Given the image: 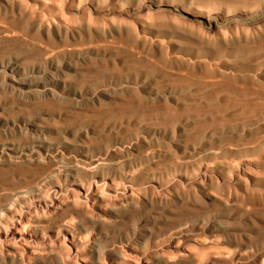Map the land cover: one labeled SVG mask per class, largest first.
Segmentation results:
<instances>
[{"label": "rangeland", "instance_id": "obj_1", "mask_svg": "<svg viewBox=\"0 0 264 264\" xmlns=\"http://www.w3.org/2000/svg\"><path fill=\"white\" fill-rule=\"evenodd\" d=\"M22 1H24V0H22ZM26 1L23 3H26L25 5L29 4V6H27L28 8L31 7L33 9V7H35L34 9L36 11L41 12V14H44L45 17H50V16H47L48 15L47 10H48V8H50L49 4L52 3L51 0H48V3H49V1L51 2L49 4L46 2V0H45V2L43 1V4H42L41 0H31V2H30V0H26ZM206 1L205 0H199V2H198V0H117V1L115 0V3H114V0H99L97 3H94V1L86 0L84 4L78 6L76 4V2L72 3V2H67V1L64 2V0H60V2L58 1V3H54V4L52 3L51 4V5H54L55 9H57V8L59 9V10H56L57 14L59 13L60 16L62 15L64 21L69 19L73 15L71 13H74L75 14L74 16L78 15L77 16V19L79 18L78 20H81V17L84 20H86V18H87V20L91 21V23H92V20L96 18L98 20L99 28L108 29V28H110L111 25H117L120 27L124 26V27H128L131 31H133L132 32L133 35L139 41L146 40L148 43L150 42V44H156L158 42L161 43L162 45L165 44L164 47L166 46L165 48H167V49L166 50L164 49V54H163L164 59L161 58L156 52H153V54H152V53H149L145 50H142L140 47H137V48L130 47L116 33L112 34V36H110V37L109 36L103 37L102 35L99 34V40L94 43L96 49L93 48L94 45H91V47L88 48L89 53H93L91 55L89 54V57H91V59L85 58V60H83V61H81V60L79 61V58H82L83 56L79 55L80 57H77V54H75L76 52L73 51L70 46H69L70 47L69 48L68 46H65V44L60 42L59 40H56V42L52 46L53 47L58 46V49L63 48L64 49L63 51H65L66 54H64V55L58 54V56H59L57 58L58 60L56 59L54 65L51 67L45 65L41 59H37L36 56L32 55V48L33 49H35V48L40 49V47L45 46V43L39 44L40 42L39 43L37 42L36 44H33L34 47H32L30 49L29 43H31V41H30V39L25 38V43L27 44L25 47L24 46H16V47H12L11 49L10 48L9 49H3V48L1 49V47H0V49H1L0 51L2 52V53L0 52V60L1 61L5 60V61H3V64H2L4 69H5L3 73H4L5 77H7V78H5V81H3V83L0 82V105L2 106V107L0 106V141H1L0 147L4 148L5 151H8V152L10 151L13 154L15 153L16 157L18 156V154H20L22 152L30 151V150H33V151L36 150L39 152L42 151L40 153L43 155V158L46 157L44 160H47V161H44L45 163L41 162L38 165V167H41L43 169L44 168L47 169V172L45 171V174L43 175V177L45 176L44 177V187H45L44 189L46 191L44 192L45 198L43 200L39 201V203H38V204H40L38 207V210L42 211V209H43L44 211H42V212L46 213V208L44 206H42L44 203L47 205L50 204V201L55 199L56 195H58L59 193H60L59 196L61 194H63L65 196L64 189L65 190L70 189V188L74 189V192L77 195L76 196L75 193H73L74 199L76 198L75 199L76 203L79 200H80L79 202L81 203V204L80 203H77V204L83 205V203L84 204L86 203L85 200H87V205L85 204V206H89L88 208L91 210L95 209L93 211L94 212L96 211V213L99 214L100 217L102 216L101 217L102 219L109 221V224H107V225L104 224L101 227L102 230L100 228L96 229V230L99 229L98 230L99 232L96 230H89V232L87 234L83 235V241L85 240L84 242L88 243L91 241V239L92 240L95 239L98 241L100 239L104 245V247H101L102 249L99 250V253L101 254V256L106 255L107 251L110 249L112 244L120 247L121 249H123V251H125V254H126L125 260H116V262H119L121 264H130V261L132 264H136V263L137 264H144V263L145 264H158L159 262H160L159 264H169L171 260H173L177 257V255L182 256L184 258L191 257L192 261L190 264H200L201 262H202L201 264H220V262H221V264H223V263L224 264H237V263L238 264H264V206H262V205H264V158H263V156H264V111L261 110L262 108L264 109V106H263V104H264V94H263L264 88H261V90H260V86L264 87V77H263L264 76V45H263L264 44V39H263L264 38L263 37L264 36V0H250V1L249 0H232V3H230L231 0L229 2H227L225 0H220V1L219 0H206ZM237 1L242 2L241 3L242 5L240 4L241 5L240 6L239 4H237ZM246 1H248V4ZM217 2H218V4H217ZM250 2H251V4H250ZM245 3H246V5H245ZM66 4H67V7L65 8L64 5L66 6ZM206 4H207V6H205ZM230 4H232V5H230ZM209 5L212 7H210ZM67 8H68V10H67ZM99 8H100V10H99ZM40 9H41V11H40ZM44 9H45V11H44ZM87 9H88V11H87ZM64 10H66L67 12ZM84 10H85V12H84ZM95 10H96V12H95ZM58 11H60V12H58ZM89 11H92V12L89 14L88 13ZM123 11H124V14H123ZM63 12H66V13H63ZM81 12L84 14H82ZM135 13H136V15H135ZM59 14H58V16H59ZM65 14H68V15H65ZM120 14L121 15L123 14L122 18H121ZM100 15H101V17H100ZM104 15H106V16L104 17ZM110 15H111V17H110ZM64 16H65V19H64ZM112 17H113V19H112ZM115 17H117L118 19ZM99 18H101L102 21H99ZM6 19H8V20H6ZM114 19H115V21H114ZM116 19L117 20L120 19V21H117ZM10 20H11L10 17L7 16V17H5V19H3V18L0 19V23L3 22L1 24L6 25L10 22ZM108 21H110V22H108ZM121 21H124L125 24H123V22H121ZM149 21H151V23L154 25L150 24ZM65 22H68V24L70 23L68 20ZM116 22H118V23H116ZM110 23H112V24H110ZM160 23H162V24H160ZM163 24H165V26ZM131 26L133 29L131 28ZM166 26L169 29L166 28ZM178 27H179V30L176 29ZM152 29H155V30L152 31ZM161 29H162V31H161ZM163 29L164 30L166 29V30L164 31ZM171 29L173 31H171ZM216 31H218V33H216ZM188 32H190V33H188ZM191 33L194 34V36L197 34L198 36H201L202 39L207 38L209 40H206V39L203 40L205 43L199 42L198 40H196L195 37H192ZM221 33L223 36L221 35ZM177 34L179 36H176ZM203 34L204 35L206 34L205 35L206 37ZM183 35L185 37L184 40L181 39V38H184ZM244 36H245V38H244ZM236 37H237V39H236ZM242 37L246 40V42H244L245 40ZM186 38H188V40ZM234 38H235V40H234ZM152 39H153V42H152ZM254 39L255 40L258 39L259 41L258 40L255 41ZM229 40H231V42H229ZM248 40H250V41H248ZM220 41L221 42L225 41V43L223 42L224 44L223 43L221 44ZM175 42H178V43H175ZM180 42H182V43H180ZM183 42L184 43L186 42L187 44H184ZM190 42H193V43H190ZM206 42L209 43L210 46L208 44H206ZM234 42H236V43H234ZM237 42H240L241 45ZM255 42H256V44H255ZM110 43H112V44L110 45ZM189 43L193 44V46L191 45L192 46L191 47L190 45H188ZM219 43L224 46L223 49H222L221 45L219 46ZM99 44H100V46H99ZM181 44H184V45L182 46ZM174 45H177V46H174ZM216 45H218V46H216ZM226 45H228V46L230 45V46L226 47ZM243 45L244 46L247 45V46L242 47ZM111 46H113V47L115 46V47L111 48ZM187 46H190V48ZM198 46L201 48H199ZM249 46L252 48H250ZM254 46H256V47L254 48ZM99 47H100V49H99ZM193 47H195V48H193ZM259 47H260V49H259ZM108 48L111 49L110 51H113V52L116 50L115 51L116 53L112 54V52H109ZM202 48H204V49H202ZM215 48H218V49L215 50ZM208 49H209V52H208ZM71 51H73L74 54ZM94 51H97V53ZM211 51L212 52L214 51V53H212ZM216 51H219L220 53L216 52ZM107 52H109V53H107ZM117 52L119 53L120 56L118 55ZM99 53H100V56L98 55ZM16 54L18 55V57ZM25 54H26V56H25ZM81 54H83V53H81ZM104 54H106V56ZM142 54H143V56H142ZM109 55H111V56H109ZM113 55L115 58L117 57L118 59L113 58ZM137 55H138V57H137ZM92 56H94L93 59H92ZM124 56H126V57H124ZM96 57H97V59H96ZM98 57H100L101 60ZM109 57L112 59H110ZM121 57H123V58H121ZM217 57H219V58H217ZM69 58H71V59L69 60ZM105 58H107V59H105ZM136 58L139 62L136 60ZM176 58H178V59L181 58V59L178 60ZM191 58L192 59L194 58V59L192 60ZM259 58L261 60H258ZM15 59H16V62H15ZM255 59H256V61H255ZM71 60H73L74 62ZM104 60H107V62ZM114 60L117 61V63ZM257 60L259 62L260 61L261 62L259 63ZM19 61L21 63H18ZM84 61H86V62H84ZM134 61H136V62H134ZM173 61L174 62L176 61V62L174 63ZM185 61H187V62L189 61V63H187ZM28 62H30L29 63L30 66H28V64H27ZM56 62L59 64H56ZM75 62H78V65H77V63H76V65H73ZM131 62L132 63L134 62V63L131 64ZM148 62H150V65ZM152 62H154V63H152ZM246 62L247 63L249 62V64H245ZM61 63H63V64H61ZM65 63L67 64V67H66ZM71 63H73V64L71 65ZM146 63H148V64H146ZM160 63H161V67L163 68V71L165 70L164 68H166V71L168 70L169 74L166 71H164V72L161 71V67L159 68ZM170 63H172V64H170ZM186 63L189 64V66L191 65L190 68H189V66L186 65ZM192 63L193 64L195 63V64L193 65ZM235 63H237V65ZM14 64H15V66H14ZM20 64H21V66H20ZM238 64H239V66H238ZM9 65H10V67H8ZM32 65L33 66L35 65L34 66L35 72H34V67ZM56 65H58V66H56ZM60 65L63 66L64 68L61 67ZM121 65L122 66L124 65V66L122 67ZM125 65L127 67H125ZM147 65H149V66H147ZM169 65H171V66H169ZM178 65H179V67H178ZM206 65H208V66H206ZM217 65H219V66H217ZM221 65H222V68H220ZM119 66H121V67L119 68ZM45 67H48V68H45ZM133 67H135L134 71H133V69H134ZM196 67H197L198 73H197ZM211 67H213V68H211ZM25 68H26V70H25ZM177 68H179V69H177ZM23 69H24V71H26V73L23 71ZM30 69H31V71H30ZM45 69H47V70H45ZM170 69H172L171 72H170ZM43 70H44V72H43ZM78 70H80V71L78 72ZM83 70H84V72H83ZM206 70L207 71L209 70L211 73L208 71L209 74H207ZM52 71L54 73H52ZM55 71H57L58 74H57V72L55 73ZM216 71H217V74H216ZM22 72H24V74L26 76L24 74H22ZM69 72H71V73H69ZM93 72H94V74H93ZM221 72L223 73V75L221 74ZM165 73H167V74H165ZM64 74H66L67 76ZM170 74L173 76H171ZM181 74H182V78H183L184 74H186L188 78L182 79L180 76ZM213 74L217 78H215ZM220 74L222 76H224V78L222 76H220ZM224 74L227 75L226 79H225ZM33 75H34V77H33ZM68 75H69V77H68ZM115 75H116V78L113 77ZM178 75H179V78H177ZM186 75H184V77H186ZM24 76H25V79H24ZM28 76H30L31 78ZM74 76H75V78H74ZM100 76H102V77H100ZM105 76H106V78H105ZM118 76L122 77V78H119ZM191 76L194 78H192ZM228 76H229L228 80L230 81V83L227 80ZM45 77H47V78H45ZM15 78H17L18 80L20 79L21 81L20 80L18 81ZM209 78H211V79H209ZM221 78H223L225 80V81L223 80V82H225V83H223L221 81L222 80ZM239 79H240V81H239ZM242 79H243V81H242ZM246 79H248L249 81H247ZM106 80H107V82H106ZM85 81H86V84H84ZM92 81L94 82L93 84H91ZM217 81L220 83L218 84ZM87 82H88V84H90L92 86V88L94 90L90 87V85L87 84ZM114 82H117V84ZM128 82L129 83L131 82V84H129ZM134 82H135V84H133ZM182 83H184V85H187V86H184ZM208 83H209V85H208ZM212 83H215V84L212 85ZM227 83H228V85L225 87L226 89L223 90L224 85H226ZM68 84H70V85H68ZM78 84H79V87L77 86ZM241 84L244 86H242ZM63 85L65 88L63 87ZM83 85L84 86L86 85V86L84 87ZM148 85H149V87H148ZM180 85H182L183 87ZM218 85H220V86H218ZM231 85H233V87ZM234 85H236V86H234ZM13 86L15 87V89ZM72 86L77 87V90L75 87H72ZM95 86H97V87L94 88ZM115 86L117 87V89L115 88ZM177 86L181 89H178ZM204 86L205 87L208 86V87L204 88ZM245 86L247 87V89L241 88V87H245ZM45 87H46V89H45ZM48 87L50 90H52V91L54 90V92L56 93L55 96H53V98H52V96H50V97L47 96L48 98L45 97V99H44V97L32 98L31 95L29 94L33 88H34L33 90L38 88L37 90L42 91V90H48ZM218 87H221V88H218ZM231 87H232V89H228ZM238 87L240 88V90ZM256 87H258L259 89ZM140 88H141V91L139 90ZM217 88L219 90H216ZM253 88H254V90H253ZM97 89H99V91ZM113 89H114V91H113ZM121 89L123 91V94H126L127 96L126 95H123L124 97L122 96ZM127 89H129L130 92H129V90L127 91ZM201 89L203 91H200ZM214 89H215V92L216 91L218 92L221 90L222 91L216 93V94H218V95H216L215 93L212 92V91H214ZM131 90H133L134 92H132ZM97 91H98V93H97ZM111 91L116 93V94L113 93V95H112ZM137 91H138V93H137ZM239 91H241V92H239ZM254 91H256V92H254ZM260 91H262L263 93L261 92L262 93L261 94ZM65 92H66V95H65ZM135 93H137V94H135ZM179 93H181V94H179ZM188 93L192 94V96L189 95ZM206 93L208 94V96L210 94H213V96L216 95L215 99L212 95H210L212 97H210V96L208 97ZM219 93H221V94L219 95ZM194 94L198 95L197 96L198 98ZM205 94H206V96H205ZM56 95H57V97H56ZM138 95H139V98L142 97L140 99L143 101H141V100L138 101V99H137ZM170 95L173 97L178 96V99L177 98L172 99ZM179 95H181V96L183 95V96L181 97ZM203 95H204V97H203ZM223 95H224V97L225 96L228 97L229 102H228V100H226L227 97L224 98ZM89 96L91 98H89ZM125 96H126V98H125ZM84 97H87V98H84ZM148 98H150V99H148ZM162 98H164V99H162ZM229 98H231V99H229ZM234 98H235V100H234ZM253 98H255L254 100L256 102L253 100ZM256 98L258 101H261V102H258L256 100ZM66 99H69V100L64 101ZM77 99H79V100H77ZM81 99L82 100L84 99V100L82 101ZM192 99H194V100L192 101ZM259 99H262V100H259ZM94 100H96V101H94ZM113 100H115L116 104L113 102ZM127 100H128V103H129V101L132 103V104L130 103L131 104L130 108H129V106H127L128 105V103H126ZM230 100H231V102L232 101L233 102L231 103ZM238 100H240L242 102H240ZM243 100L245 102H248V103H246L247 106L245 105V102ZM252 100L254 101V104L257 103L258 106H255L257 104H255L254 106H253V104L251 105V102H253ZM81 101L83 104L80 103ZM225 101H227V102H225ZM234 101H235V103H234ZM103 102L107 103V104L105 105ZM141 102L143 104L145 103L144 104L145 106ZM180 102L182 104L183 103H185V104L182 105ZM202 102H203V104H202ZM208 102H211L210 103L211 105ZM237 102H239L241 105ZM94 103H95V105H93ZM122 103L123 104L126 103L127 105H125V104L123 105ZM160 103H162V104H160ZM175 103H176V105H175ZM215 103L216 104L219 103V104L215 105ZM243 103L245 106H243ZM101 104H103V105H101ZM119 104H120V106L121 105H123V106L120 107ZM133 104H135V105H133ZM191 104L193 106H191ZM197 104H199L201 106H199ZM226 104H227V106H226ZM78 105H79V107H78ZM168 105H170L171 107H169ZM172 105H174V106H172ZM181 105H182L183 109H182ZM177 106H178V108H177ZM215 106H217L218 109H217V107L214 108ZM141 107L144 108V110ZM207 107H209V109ZM212 107L215 110L216 109L217 110L215 111ZM176 108L179 111L182 110L181 112H183V113H185L187 111L185 113L186 115L181 113V112H178V110ZM179 108H181V110ZM220 108H221V110H219ZM129 109H131V110H129ZM133 109H134V111H133ZM158 109L160 110V112H158ZM252 109H255L256 112ZM122 110H123V113H122ZM222 110H223V113H222ZM240 110H242V111H240ZM135 111H136V113H135ZM164 111L165 112L168 111L167 112L168 114L165 113ZM246 111L248 112V114L245 113ZM94 112H96V113H94ZM145 112H147V115H145ZM150 112L154 115L151 116L152 114ZM189 112H192V113H189ZM198 112H200V114H198ZM242 112H244L245 115H243ZM92 113H94V115H96V116H93ZM142 113L147 118L145 116H143ZM240 113H241V115H239ZM163 114H164V117H162ZM172 114L174 117H176V116L177 117L181 116V117H179V119L177 117L174 118L172 116ZM189 114H191V115H189ZM192 114L193 115L196 114V117L193 116ZM231 114H233V115H231ZM251 114H252V116H251ZM139 115H140V117H139ZM253 115L255 116V118L253 117ZM141 116L143 119L141 118ZM187 116H188V119H187ZM235 116H237L236 120L237 119L241 120L242 117L245 118V120L242 118L243 120H241V122H240L241 125H240V123H238L239 122L238 120L235 121V119H234ZM151 117L153 119H151ZM210 117H211V120H210ZM218 117H221V118L223 117L224 119L220 118L221 119V121H220V119ZM251 117L254 120L251 119ZM164 118H168V119H165V121H163ZM213 118L214 119L216 118L215 120H218V119L219 120L215 122V120ZM255 119H256V121H255ZM88 120H89V123H88ZM93 120H94V122L96 120L95 125L90 123L91 121L93 122ZM143 120H144V122H143ZM202 120H204V122ZM225 120H227V121H225ZM83 121H84V123H83ZM133 121L135 123H133ZM139 121H140V123H139ZM150 121H152V122H150ZM160 121H162V123H164V122L165 123L162 125V123ZM191 121H193L195 123L191 124L192 126L191 125L189 126L188 123H190ZM199 121H200V123H199ZM205 121H207V122H205ZM131 122L133 123L134 127L132 126ZM223 122H225V123H223ZM226 122L227 123L229 122L228 123L229 126L226 125L227 124ZM231 122H234V124ZM236 122H237V124H236ZM79 123L80 124L82 123V124L79 125ZM183 123H184V125H183ZM213 123H214V126H213ZM23 124H24V126H23ZM74 124H75V126H74ZM83 124H84V126H83ZM143 124H146V125H143ZM173 124H175V125H173ZM231 124H233V125H231ZM98 125H99V128L101 129V131H100V129H97ZM124 125H125V127H124ZM138 125H140V126H138ZM7 126L9 128H7ZM79 126H81V127H79ZM103 126H104V128H103ZM184 126H186V127H184ZM48 127L50 128V131H49ZM58 127H60V128H58ZM126 127L130 131H128L126 129ZM138 127H140V129ZM157 127H158V129H157ZM163 127H164V129H163ZM172 127H173V129H172ZM214 127H216V128L214 129ZM220 127H222V128H220ZM225 127H227V128L225 129ZM135 128L136 129L138 128V129L136 130ZM55 129L56 130L58 129V131H56ZM70 129H72V131H70ZM134 129H135V131H133ZM65 130H66V132H65ZM80 130L82 131V133ZM89 130H91L92 133H90ZM92 130H94L95 132ZM107 130H110V132ZM167 130L169 131V133ZM205 130H206V132H205ZM26 131H28V132H26ZM83 131L84 132L87 131V135L84 134ZM132 131H133V133H132ZM152 131L154 133L150 134ZM62 132L64 133V135ZM79 132L81 133V135ZM114 132H116V133L113 134ZM160 132H162L163 134ZM201 132L203 134H201ZM25 133H27V134H25ZM75 133H77V134H75ZM171 133L172 134L174 133L173 134L174 138L172 137L173 135H171ZM191 133H193V134H191ZM194 133H196V135ZM236 133H238V134H236ZM83 134H84V136H83ZM99 134H102V135L104 134L105 137H107L106 140L104 139V135L101 137V135H99ZM107 134H108V136H106ZM121 134H123L124 138H121V140H120V138H118V137H122ZM33 135H34V137H33ZM186 135H188V139H186V137H187ZM191 135H192V137H191ZM230 135H231V137H230ZM239 135L242 137H239ZM250 135H252V137ZM86 136H89V139ZM189 136H190V138H189ZM227 136H229V137H227ZM243 136L245 138H243ZM255 136L257 138H259V137L261 138V136H263L262 137L263 140H262V138L257 139ZM76 137H77V139H76ZM90 137L92 138V140ZM140 137L141 138L144 137V138L141 139ZM199 137H201V138H199ZM81 138L83 141L81 140ZM134 138H135V140H134ZM220 138H222V139H220ZM251 138L252 139L254 138L253 141H255L257 139L255 141L256 143L255 142L252 143ZM44 139H45V141H44ZM65 139L71 140V141L73 140L72 141L73 144L72 143L70 144L71 141H66ZM138 139H140V140H138ZM181 139H183V140H181ZM196 139H197V141H196ZM227 139L228 140L230 139L229 140L230 142L227 141ZM53 140H55V141L57 140V141L55 142ZM98 140L100 143L98 142ZM101 140H102V142H101ZM156 140H157V142H156ZM247 140H248V142H247ZM258 140H259V143H257ZM260 140H262V141H260ZM9 141L12 143H10ZM47 141H49V142H47ZM59 141L61 143H59ZM110 141H112V142H110ZM128 141L130 142L129 144H128ZM215 141L218 144L213 146L212 144L213 143L215 144ZM225 141H226V143H225ZM240 141L241 142L243 141V143H241ZM245 141H246V143H244ZM13 142H15V144ZM122 142H123V144H125L124 146L122 145ZM163 142L167 143V146L162 145V144H164ZM54 143H56V144H54ZM77 143L79 145H82V146L80 147ZM85 143L87 145L86 146L87 148L84 147ZM134 143H136V144L140 143V146L139 145H138L139 147L137 146L139 149H137V147L135 148L136 145ZM207 143H208V145L210 143V146H207L206 145ZM231 143L233 145H231ZM239 143H240V145H238ZM247 143L251 144V145L253 144L254 150H252L251 148L248 149V148H241L240 147L241 145H244ZM22 144H23V146H22ZM38 144L40 146H38ZM90 144H91V147L88 146ZM96 144L98 147L96 146ZM104 144H105V146H104ZM174 144L176 146H174ZM190 144H192V146L193 145L194 146L191 147ZM197 144H198V146H197ZM256 144H257V146H256ZM71 145H72V147H71ZM93 145H94V148L92 147ZM222 145L223 146L225 145V146L223 147ZM9 146H11V148ZM25 146H26V148H25ZM67 146H68V148H67ZM232 146H233V148H231ZM16 147H17V149H16ZM78 147L81 149H78ZM151 147H152V149H151ZM209 147H211V148H209ZM234 147H235V151L233 150ZM43 148H44V150H43ZM49 148H50V150H49ZM57 148H59V149H57ZM97 148H99L98 149L99 151L97 150ZM192 148H194L195 150ZM147 149H148V151H147ZM155 149H157V150H155ZM169 149H171V151L173 152L172 153L173 156L171 155V152L169 153V151H168ZM180 149H183V150L180 151ZM86 150H88V151H86ZM104 150L108 151V152H106L107 154L104 153L105 152ZM111 150H112V152H111ZM116 150H118V153ZM128 150H129V152H128ZM145 150L147 153H144ZM211 150L215 151V153L212 155L209 153ZM140 151H142V153H144V155L142 153H140ZM156 151H157V153H156ZM179 151L182 153H180ZM220 151H222V152H220ZM242 151H244V152H242ZM52 152H54V154ZM195 152L197 154L198 153H200V154H198V156H197V154ZM237 152H238V154H237ZM57 153H59V154H57ZM119 153L123 154V156L120 154L121 156L116 158L115 156H119ZM135 153L137 156L135 155ZM137 153H140L139 154L140 157L138 156ZM185 153L186 154L192 153V155L189 154L186 157ZM194 153L196 154L195 157H194V155H195ZM86 154H88L87 157H85ZM96 154H98V155H96ZM102 154H103V156H102ZM129 154L133 155V157H131ZM134 155L137 158L134 157ZM149 155H151V156H149ZM176 155H177V157H176ZM56 156H58V158L59 157L60 158L58 159ZM129 156H130V158H129ZM166 156H169V157H166ZM178 157L180 159H178ZM62 158H64L65 161ZM69 158H70V160L72 158L73 159L70 161ZM246 158H247V161H246ZM49 159L50 160L53 159V160H51V162H50ZM75 159L76 160L78 159L77 162ZM127 159H129L130 161ZM144 159H146V161ZM171 159H174V160H171ZM66 160H69V161L67 162ZM89 160H99V161H101L102 164L103 163H105V164H103L102 170L99 171V173H98V174H100L101 177H95L94 176V177L88 178L89 180L87 179V181L83 185V188H84L83 191L84 192L81 190V192H83V195H82V194H79L75 185H71V183L69 181L64 182L63 178L66 175L67 176H74V174L72 172V170H73L72 166L73 165H76L77 167L80 165L79 167H82L84 164H86L85 162H89ZM113 160H114V162H112ZM124 160H125V162H123ZM197 160L198 161L200 160V161L198 162ZM72 161H73V164H71ZM74 161H75V163H74ZM108 161H109V163L110 162L111 163L108 164ZM164 161H166V162H164ZM169 161L170 162L172 161L171 162L172 164H170ZM174 161L177 163H174ZM192 161H193V163H192ZM195 161L197 163L196 165L194 163ZM47 162H49V163H47ZM117 162L118 163L120 162V163L117 164ZM137 162H140V163H137ZM146 162L148 164H145ZM156 162H157V164H155ZM159 162H162V163H160L161 165L164 163L168 166H166V165L161 166L160 164H158ZM178 162H179V164H178ZM185 163L187 164L186 166H185ZM23 164H26V163L19 162L17 164H14L15 166L9 167L4 162L0 163V166L2 167V168L0 167V169H1L0 170V195H3V193L4 194L9 193V190L12 191L14 189L12 187V184L14 186H16L15 191L23 189V187H24V186H22L23 185L22 183H24L23 180H25L26 178L29 179L30 177L36 175V173H34L35 171L33 169H31V168H35V166H27L28 164H26V165H23ZM48 164H50V165H48ZM143 164H145V165H143ZM180 164H181V167H180ZM190 164L192 167H190ZM61 165L62 166L64 165V167H66V168L62 167ZM125 166H127V167H125ZM158 166H159V168H158ZM164 166L166 167V169ZM12 167H13V170H12ZM59 167H61V168H59ZM143 167H146L145 169L147 170V173H144L146 171L144 170ZM147 167H148V169H147ZM5 168H8L9 170L5 169ZM70 168H71V170H70ZM128 168H129V170H128ZM151 168L154 169L155 173L153 172V170L148 171ZM157 168L159 170H161V172H158L159 170H156L158 172L157 173L155 171V169H157ZM54 169H56V170H54ZM130 169H132V170H130ZM204 169H205V171H204ZM163 170H165V171H163ZM141 171H142V173H141ZM58 176L60 177V180H59V182L56 183L55 178H58ZM186 176H188V177H186ZM251 176H252V178H251ZM119 177H120V179H119ZM198 178H199V180H197ZM226 178H227V180H226ZM14 179H15V181H14ZM175 179H176V181H175ZM61 180H62V182H61ZM94 180L96 182H94ZM98 180H99V184H98ZM127 180L129 181L128 183H127ZM173 181H175V183ZM178 181H179V183H178ZM46 182H48L49 185ZM112 182L115 184L119 183L115 187L116 189L112 188V186H111ZM184 182H185V184H183ZM16 183H18V184H16ZM51 183H54V184L51 185ZM95 183L98 185L96 186ZM138 183H140V184H138ZM186 183L187 184L189 183V185H187ZM121 184H123V185H121ZM133 185H134V187H133ZM137 185H139V186H137ZM185 185H186V187H185ZM196 185H197V188H196ZM212 185H213V187L215 185L216 189H215V187L213 188ZM94 186H95V188L97 187L98 190L100 189L99 192L103 191L101 193L104 196H106V198H107V194L109 193L108 195L111 196L112 198L108 197V199L111 198L110 200L114 201L115 203L121 199L122 195L125 193V189L127 190L129 188L131 191L134 190V192L132 191V194H134L133 196L135 198L142 199L141 202H143V204L140 203V204H137V206H131L128 204L127 205L124 204L123 205L124 209H123L122 206L118 207V204H116L115 207L113 205L111 207L110 202H107L109 205L106 204V202H101L100 205H98L99 203H97L98 207L94 208L92 205V202L91 203L89 202L90 199H88V196L86 195L90 192L91 188H94ZM119 186H121L122 189H120ZM148 186H150L152 189ZM198 186H201L202 188L201 187L198 188ZM142 187H144V188H142ZM133 188H135V189H133ZM147 188L150 189L149 193H150V196L152 198L151 201H149L150 196H148L149 193H148ZM117 189L118 190L120 189L119 191L123 192V194L122 193L120 194V192ZM140 189H142V191ZM182 189H183V191H182ZM212 189H214L216 191H214ZM217 189H219L220 191ZM151 190L153 191V193ZM197 191L200 194L197 193ZM154 192L156 195L154 194ZM214 192H216V193H214ZM244 192H246V193H244ZM201 193L203 196L201 195ZM118 195L121 196L120 199H119ZM160 195H163V196H160ZM187 195H189V196L185 197ZM193 195H194V197H193ZM17 196H20V195H15V197L12 196V198L10 200L6 201V203L0 207V213L4 212V211H9L8 208L10 210H12L14 207L16 209L22 210L24 208V205H22V206L15 205V200L17 199ZM85 196L87 197L86 199H85ZM256 196L259 197L261 200H259ZM190 197H191V199H190ZM113 198H114V200H113ZM176 198H178V199H176ZM77 199H78V201H77ZM115 199H117V200H115ZM154 199H155V201H154ZM161 199H163V200H161ZM172 199H173V201H171ZM159 200L161 201L160 202L161 205L158 202ZM164 200H166V202L168 201L167 204H166V202L164 203ZM238 200H239V202L236 203ZM154 202H156L157 205H154ZM174 202H176V203H174ZM213 202H214V204H213ZM215 202H217L218 205ZM144 203H145V205H144ZM148 203H149V205H148ZM150 203L152 204V206L150 205ZM162 203H163V206H162ZM172 203L174 206L169 205ZM191 203L197 204V205H192ZM240 203H242V205ZM103 204H104V206H103ZM146 204L151 209L145 208V207H147ZM164 204H166L167 207L164 206ZM175 205L176 206L180 205V206L176 207ZM212 205H215L214 209L209 210L208 208L213 207ZM101 207H102V209H101ZM141 207H143V208H141ZM168 207H171V208L169 209ZM181 207L182 208L186 207L185 209H183V212L178 211V208L180 210L182 209ZM188 207L191 210H188L187 209ZM223 207L224 208L226 207V208L223 209ZM233 207H236V208H233ZM39 208H41V209H39ZM128 208L129 209L132 208L130 210V211H132L131 214L127 212V211H129ZM134 208H136L137 210H135ZM156 208H158V209L160 208V209L157 210ZM162 208H163V210H165L167 212H165L163 210L161 211ZM192 208L193 209L195 208V209L193 210ZM206 208H207V210H206ZM112 209L114 212H112ZM118 209H120V210L118 211ZM166 209H168L169 212ZM195 210H197V213H198V214L196 213L197 215L195 214ZM198 210H200V211H198ZM133 211H134V214H133ZM171 211H173V212H171ZM215 211H217V212L214 213ZM17 212H20V211L18 210ZM119 212H120V215H119ZM126 212L129 214V216H131L130 219H129L128 214H126ZM187 212H189L191 214H189ZM164 214H165V217H164ZM179 215L182 218H180ZM183 215H185V216H183ZM161 217H163V218H161ZM202 217H203V221L201 219ZM14 218L17 219V216L14 215L13 220L11 219V222L6 221L5 227L3 229L6 228L7 232L5 230L1 229L3 232V234H2V232L0 234V240L1 241L3 240L4 236L8 235V233H10L12 228L16 225ZM74 219L75 218L73 216H67V218H66V220L69 224H73L75 221ZM126 219L129 221H127ZM152 220H153V222H152ZM12 221H14V223ZM129 222L130 223L133 222L134 224L132 223L129 225ZM170 222H172L171 225H170ZM174 222H176V225L173 224ZM12 223H13V225H12ZM125 224L128 226H126ZM144 224H146V225H144ZM172 224L175 226H173ZM118 225L122 228H120ZM169 225L171 226V228H169L170 227ZM107 227H109V228H107ZM123 227H124V229H123ZM105 228L108 230H104ZM129 228L132 231L129 230ZM184 228H186L187 231L184 230ZM125 229L128 231H126ZM147 229H148V231H147ZM165 229H166V231H164ZM9 230H10V232H9ZM103 230L106 232L102 233ZM58 233H59V235H58ZM157 233H158V235H155ZM177 233H179L180 236ZM50 234H47L50 238V239H48L50 242L56 243V242L61 240L62 242L60 241V243L62 245H64L65 248H68L65 251L66 254H68V256L64 253V257L69 258V259H74L75 256L74 255L72 256V254H71L72 250H70V248L68 247V244L66 242V235L62 231H59L56 233L53 232ZM236 234L240 235V238ZM51 236H53V237L51 238ZM244 236H246V237L244 238ZM61 237H62V239H60ZM189 237H191L192 239ZM219 237H220V240H218ZM56 238H57V241H56ZM233 238H235V239H233ZM246 238H248V239H246ZM17 239H18V237H13L12 240L16 241ZM171 239H172V241H171ZM176 239H177V242H175ZM241 239H242V241H241ZM54 240H55V242H54ZM182 240H183V242H182ZM236 240L237 241L239 240V241L237 242ZM248 241L251 243H247ZM173 242H175V244ZM234 242H236V243H234ZM133 243L135 245H133ZM241 244H242V246H241ZM209 245H210V247H209ZM251 245H253V246H251ZM173 248H175V249H173ZM215 249H216V251H215ZM256 249H258V250H256ZM167 250H169L170 253H169V251L167 253ZM67 251H69L70 254L67 253ZM176 252H177V254H176ZM128 256H130L131 258ZM156 256H163V257L165 256L164 257L165 259L164 260H160L159 258L156 259ZM174 256H175V258H173ZM238 256H240V257H238ZM138 257H139V259H138ZM66 258H64V259L68 260ZM255 258L257 260H255ZM200 259H201V261H200ZM225 260L226 261L228 260V261L224 262ZM156 261L158 263H156Z\"/></svg>", "mask_w": 264, "mask_h": 264}, {"label": "bare ground", "instance_id": "obj_2", "mask_svg": "<svg viewBox=\"0 0 264 264\" xmlns=\"http://www.w3.org/2000/svg\"><path fill=\"white\" fill-rule=\"evenodd\" d=\"M26 0H24V1H22V0H0V19H5V17H7V16H9L10 17V22L8 23V24H6V25H4V24H1V23H3V22H1L0 23V47H1V49L3 48V49H11L12 47H16V46H26L27 44L25 43V38H27V39H30V41H31V43H29L30 44V49L32 48V47H34L33 46V44H36L37 42L39 43V44H41V43H45V46H43V47H40V49H33L32 48V55H34V56H36L37 57V59H41L42 60V62L45 64V65H47V66H49V67H51V66H53L54 65V63H55V61H56V59L59 57L58 56V54L59 55H64V54H66V52L65 51H63L64 49L63 48H61V49H58V46L57 47H53L52 45L56 42V40H59L60 42H62L63 44H65V46H70L71 47V49L73 50V51H75L76 53L75 54H77V57H80V56H83L82 58H79V61L81 60V61H83V60H85V58H88V59H91V57H89V54L91 55V54H93V53H89V51H88V48H90L91 47V45H94V43L95 42H97L98 40H99V34L100 35H102L103 37H110V36H112V34H114V33H116V34H118L125 42H126V44H128L130 47H133V48H137V47H140L142 50H145V51H147V52H149V53H152L153 54V52H156L161 58H163L164 59V57H163V54H164V49L166 50L167 48H165L164 47V45H162L161 43H156V44H150V42L148 43L146 40H141V41H139L138 39H136V37L133 35V31H131L128 27H120V26H117V25H111L110 26V28H108V29H104V28H99V25H98V20L95 18V19H91L92 20V23H91V21H89V20H87V18H86V20H84L82 17H81V20H78L77 19V16H74L75 14L74 13H71V14H73L69 19H67L70 23L68 24V22H65V21H67V20H63V16L61 15L60 16V14H59V16H58V14H57V11L56 10H59L58 8L57 9H55V7H54V5H51L52 3L54 4V3H58V1L60 2V0H51V2L49 1V3H51V4H49L48 3V0H46V2L49 4V7L50 8H48V15L47 16H50V17H45V15L44 14H41V12H38V11H36L34 8L35 7H33V9L30 7V8H28L27 6H29V4L28 5H25L26 3H23V2H25ZM43 1L45 2V0H41V2H42V4H43ZM72 2V3H75L76 2V4L78 5V6H80V5H82V4H84L85 3V1L86 0H64V2ZM91 1H94V3H97L99 0H91ZM117 1V0H116ZM206 1V0H205ZM220 1V0H219ZM225 1H227V2H229L230 0H225ZM224 1V2H225ZM250 1V0H249ZM27 2V1H26ZM30 2H31V0H30ZM141 2V1H140ZM198 2H199V0H198ZM207 2V1H206ZM239 1H237V4H241L242 2H239ZM247 2V4H248V1H246ZM262 2V1H261ZM114 3H115V0H114ZM202 3V2H201ZM230 3H232V0H231V2ZM217 4H218V2H217ZM236 4V3H235ZM244 4V3H243ZM250 4H251V2H250ZM58 5V4H57ZM144 5V4H143ZM222 5V4H221ZM230 5H232V4H230ZM242 5V4H241ZM240 5V6H241ZM245 5H246V3H245ZM69 6V5H68ZM109 6V5H108ZM205 6H207V4L205 5ZM210 6V5H209ZM226 6V5H225ZM236 6V5H235ZM64 7L66 8L67 7V4H66V6L64 5ZM83 7V6H82ZM210 7H212V6H210ZM250 7V6H249ZM37 8V7H36ZM44 8V7H43ZM77 8V7H76ZM225 8V7H224ZM70 9V8H69ZM93 9V8H92ZM43 10V9H42ZM67 10H68V8H67ZM99 10H100V8H99ZM40 11H41V9H40ZM44 11H45V9H44ZM64 11H66V10H64ZM70 11V10H69ZM79 11V10H78ZM77 11V12H78ZM87 11H88V9H87ZM58 12H60V11H58ZM67 12V11H66ZM66 12H63V13H66ZM71 12V11H70ZM83 12V11H82ZM81 12V13H82ZM84 12H85V10H84ZM92 11H89L88 13L90 14ZM95 12H96V10H95ZM100 12V11H99ZM138 12V11H137ZM160 12V11H159ZM165 12V11H164ZM169 12V11H168ZM46 13V12H45ZM87 13V14H88ZM109 13V12H108ZM107 13V14H108ZM163 13V12H162ZM82 14H84V13H82ZM102 14V13H101ZM111 14V13H110ZM123 14H124V11H123ZM122 14V15H123ZM65 15H68V14H65ZM121 15V14H120ZM122 15H121V18H122ZM135 15H136V13H135ZM93 16V15H92ZM106 15H104V17H105ZM119 16V15H118ZM129 16V15H128ZM80 17V16H79ZM85 17V16H84ZM88 17V16H87ZM90 17V16H89ZM95 17V16H94ZM100 17H101V15H100ZM110 17H111V15H110ZM131 17V16H130ZM136 17V16H135ZM107 18V17H106ZM115 18H117V17H115ZM64 19H65V16H64ZM89 19V18H88ZM101 18H99V21H102V19L100 20ZM109 19V18H108ZM111 19V18H110ZM112 19H113V17H112ZM118 19V18H117ZM116 19V20H117ZM213 19V18H212ZM6 20H8V19H6ZM112 21V20H111ZM114 21H115V19H114ZM113 21V22H114ZM117 21H120V19L119 20H117ZM217 21V20H216ZM221 21V20H220ZM5 22V21H4ZM108 22H110V21H108ZM121 22H123V24H125V22L124 21H121ZM150 22V24H152L151 23V21H149ZM116 23H118V22H116ZM131 23V22H130ZM209 23V22H208ZM110 24H112V23H110ZM122 24V23H121ZM160 24H162V23H160ZM169 24V23H168ZM172 24V23H171ZM202 24V23H201ZM200 24V25H201ZM206 24V23H205ZM107 25V24H106ZM105 25V26H106ZM149 25V24H148ZM152 25H154V24H152ZM151 25V26H152ZM156 25V24H155ZM164 26H165V24H163ZM170 25V24H169ZM211 25V24H210ZM216 25V24H215ZM218 25V24H217ZM101 26V25H100ZM109 26V25H108ZM158 26V25H157ZM176 26V25H175ZM203 26V25H202ZM205 26V25H204ZM134 27V26H133ZM148 27V26H147ZM161 27V26H160ZM211 27V26H210ZM131 28H132V26H131ZM151 28V27H150ZM149 28V29H150ZM164 28V27H163ZM166 28H168L167 26H166ZM175 28V27H174ZM133 29V28H132ZM156 29V28H155ZM155 29H152V31L153 30H155ZM158 29V28H157ZM160 29V28H159ZM169 29V28H168ZM176 29H178L179 30V27L178 28H176ZM219 29V28H218ZM164 30V29H163ZM166 30V29H165ZM164 30V31H165ZM161 31H162V29H161ZM169 31V30H168ZM171 31H173L172 29H171ZM176 31V30H175ZM183 31V30H182ZM177 32V31H176ZM220 32V31H219ZM158 33V32H157ZM178 33V32H177ZM188 33H190V32H188ZM216 33H218V31H216ZM160 34V33H159ZM184 34V33H183ZM186 34V33H185ZM192 34V33H191ZM263 34V33H262ZM174 35V34H173ZM181 35V34H180ZM190 35V34H189ZM197 35V34H196ZM194 36V34H192V37H195L196 38V40H198L199 42H204L203 40H209V39H207V38H205V39H202L201 38V36ZM204 35V34H203ZM206 35V34H205ZM204 35V36H205ZM219 35V34H218ZM221 35H222V33H221ZM137 36V35H136ZM176 36H179L178 34L176 35ZM186 36V35H185ZM223 36V35H222ZM115 37V36H114ZM183 37H184V35H183ZM206 37V36H205ZM262 37V36H261ZM264 37V36H263ZM180 38V37H179ZM243 38V37H242ZM241 38V39H242ZM244 38H245V36H244ZM243 38V39H244ZM256 38V37H255ZM164 39V38H163ZM182 40H184L185 39V37L184 38H181ZM180 39V40H181ZM187 40H188V38H186ZM190 39V38H189ZM192 39V38H191ZM223 39V38H222ZM236 39H237V37H236ZM242 39V40H243ZM264 39V38H263ZM162 40V39H161ZM160 40V41H161ZM166 40V39H165ZM186 40V41H187ZM234 40H235V38H234ZM245 40V39H244ZM255 40V39H254ZM258 40V39H257ZM257 40H255V41H257ZM262 40V39H261ZM260 40V41H261ZM191 41V40H190ZM248 41H250V40H248ZM259 41V40H258ZM111 42V41H110ZM152 42H153V39H152ZM221 42V41H220ZM225 43V41H222L221 42V44L222 43ZM229 42H231V40H229ZM244 42H246V40L244 41ZM253 42V41H252ZM164 43V42H163ZM168 43V42H167ZM175 43H178V42H175ZM180 43H182V42H180ZM184 43V42H183ZM190 43H193V42H190ZM188 44V45H192L193 46V44ZM205 43V42H204ZM213 43V42H212ZM223 43V44H224ZM233 43V42H232ZM234 43H236V42H234ZM237 43H239L240 44V42H237ZM249 43V42H248ZM254 43V42H253ZM101 44V43H100ZM100 44H99V46H100ZM105 44V43H104ZM103 44V45H104ZM112 43H110V45H111ZM117 44V43H116ZM115 44V45H116ZM184 44H187L186 42L184 43ZM184 44H181L182 46L184 45ZM195 44V43H194ZM202 44V43H201ZM206 44H208L209 46H210V44L209 43H207L206 42ZM220 43H219V46L221 45ZM227 44V43H226ZM244 44V43H243ZM255 44H256V42H255ZM57 45V44H56ZM213 45V44H212ZM231 45V44H230ZM229 45V46H230ZM233 45V44H232ZM238 45V44H237ZM241 45V44H240ZM245 45V44H244ZM242 46V47H246V46ZM264 45V44H263ZM106 46V45H105ZM121 46V45H120ZM171 46V45H170ZM174 46H177V45H174ZM190 46H187V47H189L190 48ZM191 46V47H192ZM197 46V45H196ZM216 46H218V45H216ZM228 45H226V47H229ZM235 46V45H234ZM28 47V46H27ZM69 47V48H70ZM109 47V46H108ZM113 46H111V48H112ZM115 47V46H114ZM113 47V48H114ZM119 47V46H118ZM122 47V46H121ZM126 47V46H125ZM172 47V46H171ZM185 47V46H184ZM199 47V46H198ZM197 47V48H198ZM221 47H222V49L224 48V46L223 45H221ZM250 47V46H249ZM256 46H254V48H255ZM60 48V47H59ZM94 49H96V47H95V45H94V47H93ZM103 48V47H102ZM123 48V47H122ZM193 48H195V47H193ZM199 48H201V47H199ZM232 48V47H231ZM236 48V47H235ZM250 48H252V47H250ZM263 48V47H262ZM0 49V50H1ZM29 49V50H30ZM67 49V48H66ZM70 49V50H71ZM99 49H100V47H99ZM132 49V48H131ZM202 49H204V48H202ZM216 49H218V48H215V50ZM221 49V50H222ZM259 49H260V47H259ZM91 50V49H90ZM102 50V49H101ZM100 50V51H101ZM105 50V49H104ZM108 50H109V52H112V54L113 53H116L115 51L113 52V51H110L111 49H109L108 48ZM107 50V51H108ZM113 50V49H112ZM207 50V49H206ZM220 50V49H219ZM21 51V50H20ZM73 51H71L72 53H73ZM92 51V50H91ZM99 51V52H100ZM118 51V50H117ZM202 51V50H201ZM1 52V51H0ZM9 52V51H8ZM13 52V51H12ZM30 52V51H29ZM94 52H96L97 53V51H94ZM103 52V51H102ZM109 52H107V53H109ZM208 52H209V49H208ZM212 52V51H211ZM216 52H219V51H216ZM2 53V52H1ZM7 53V52H6ZM14 53V52H13ZM19 53V52H18ZM81 53H83V54H81ZM118 53V52H117ZM128 53V52H127ZM138 53V52H137ZM168 53V52H167ZM212 53H214V51L212 52ZM220 53V52H219ZM8 54V53H7ZM6 54V55H7ZM11 54V53H10ZM31 54V53H30ZM74 54V53H73ZM111 54V53H110ZM111 54V55H112ZM17 55V54H16ZM80 55V56H79ZM97 55V54H96ZM99 56H100V53L98 54ZM105 56H106V54H104ZM111 55H109V56H111ZM118 55H119V53H118ZM123 55V54H122ZM21 56V55H20ZM25 56H26V54H25ZM29 56V55H28ZM31 56V55H30ZM103 56V55H102ZM101 56V57H102ZM108 56V55H107ZM120 56V55H119ZM142 56H143V54H142ZM215 56V55H214ZM10 57V56H9ZM12 57V56H11ZM17 57H18V55H17ZM61 57V56H60ZM69 57V56H68ZM72 57V56H71ZM76 57V56H75ZM76 57V58H77ZM93 57L94 56H92V59H93ZM124 57H126V56H124ZM137 57H138V55H137ZM155 57V56H154ZM3 58V57H2ZM8 58V57H7ZM21 58V57H20ZM99 59H100V57H98ZM103 58V57H102ZM108 58V57H107ZM107 58H105V59H107ZM110 58V57H109ZM113 58H115L114 57V55H113ZM121 58H123V57H121ZM140 58V57H139ZM170 58V57H169ZM182 58V57H181ZM180 58V59H181ZM186 58V57H185ZM217 58H219V57H217ZM71 58H69V60H70ZM96 59H97V57H96ZM110 59H112V58H110ZM115 59H118L117 57L115 58ZM144 59V58H143ZM166 59V58H165ZM171 59V58H170ZM176 59H178V58H176ZM180 59H178V60H180ZM192 59V58H191ZM194 59V58H193ZM192 59V60H193ZM14 60V59H13ZM58 60V59H57ZM101 60V59H100ZM109 60V59H108ZM128 60V59H127ZM136 60H137V58H136ZM161 60V59H160ZM204 60V59H203ZM258 60H261L260 58L258 59ZM257 60V61H258ZM263 60V59H262ZM3 61H5V60H3ZM3 61H1L0 60V82L1 83H3V81H5V78H7V77H5V75H4V67H3ZM9 61V60H8ZM7 61V62H8ZM21 61V60H20ZM18 62V63H21V62ZM23 61V60H22ZM67 61V60H66ZM71 61H73V60H71ZM78 61V60H77ZM104 61H106L107 62V60H104ZM110 61V60H109ZM115 61V60H114ZM138 61V60H137ZM143 61V60H142ZM147 61V60H146ZM153 61V60H152ZM255 61H256V59H255ZM15 62H16V59H15ZM31 62V61H30ZM30 62H28L27 64H28V66H30L29 65V63ZM36 62V61H35ZM34 62V63H35ZM63 62V61H62ZM74 62V61H73ZM84 62H86V61H84ZM116 63H117V61H115ZM130 62V61H129ZM134 62H136V61H134ZM133 62V63H134ZM139 62V61H138ZM170 62V61H169ZM174 62V61H173ZM176 62V61H175ZM174 62V63H175ZM185 62H187V61H185ZM191 62V61H190ZM259 62V61H258ZM261 62V61H260ZM259 62V63H260ZM14 63V62H13ZM33 63V62H32ZM41 63V62H40ZM70 63V62H69ZM76 63H77V65H78V62H75L74 64L73 63H71V65L73 64V65H76ZM132 62H131V64H133ZM149 63V65H150V62H148ZM148 63H146V64H148ZM152 63H154V62H152ZM187 63H189V61L187 62ZM186 63V65L187 66H189V64H187ZM206 63V62H205ZM204 63V64H205ZM232 63V62H231ZM56 64H59V63H57L56 62ZM61 64H63V63H61ZM66 64V63H65ZM165 64V63H164ZM167 64V63H166ZM170 64H172V63H170ZM177 64V63H176ZM179 64V63H178ZM191 64V63H190ZM193 64V63H192ZM195 64V63H194ZM193 64V65H194ZM209 64V63H208ZM236 65H237V63H235ZM245 64H249V62L247 63H245ZM252 64V63H251ZM250 64V65H251ZM7 65V64H6ZM18 65V64H17ZM26 65V64H25ZM70 65V66H71ZM108 65V64H107ZM128 65V64H127ZM149 65H147V66H149ZM168 65V64H167ZM215 65V64H214ZM14 66H15V64H14ZM20 66H21V64H20ZM24 66V65H23ZM33 66V65H32ZM31 66V67H32ZM35 66V65H34ZM33 66V67H34ZM56 66H58V65H56ZM61 66V65H60ZM59 66V67H60ZM69 66V65H68ZM122 66V65H121ZM121 66H119V68L121 67ZM124 66V65H123ZM122 66V67H123ZM165 66V65H164ZM169 66H171V65H169ZM191 66V65H190ZM190 66H189V68H190ZM198 66V65H197ZM205 66V65H204ZM206 66H208V65H206ZM217 66H219V65H217ZM238 66H239V64H238ZM8 67H10V65L8 66ZM25 67V66H24ZM32 67V68H33ZM61 67H63V66H61ZM66 67H67V64H66ZM125 67H127L126 65H125ZM161 67V63H160V66H159V68ZM166 67V66H165ZM178 67H179V65H178ZM214 67V66H213ZM213 67H211V68H213ZM224 67V66H223ZM6 68V67H5ZM16 68V67H15ZM20 68V67H19ZM45 68H48V67H45ZM64 68V67H63ZM134 69H133V71L135 70V67H133ZM195 68V67H194ZM220 68H222V65H221V67ZM8 69V68H7ZM82 69V68H81ZM165 70L164 71H166V68H164ZM177 69H179V68H177ZM259 69V68H258ZM25 70H26V68H25ZM45 70H47V69H45ZM75 70V69H74ZM160 70V69H159ZM171 70L172 69H170V72H171ZM196 70H197V67H196ZM210 70V69H209ZM208 70V71H209ZM223 70V69H222ZM227 70V69H226ZM260 70V69H259ZM23 71H24V69H23ZM30 71H31V69H30ZM49 71V70H48ZM58 71V70H57ZM57 71H55V73L57 72ZM80 70H78V72H79ZM89 71V70H88ZM121 71V70H120ZM125 71V70H124ZM161 71H163V68L161 67ZM160 71V72H161ZM163 71V72H164ZM194 71V70H193ZM203 71V70H202ZM205 71V70H204ZM208 71L206 70V72H207V74H209L208 73ZM218 71V70H217ZM217 71H216V74H217ZM20 72V71H19ZM25 73H26V71H24ZM24 72H22V74H24ZM34 72H35V67H34ZM43 72H44V70H43ZM51 72V71H50ZM64 72V71H63ZM72 72V71H71ZM71 72H69V73H71ZM82 72V71H81ZM80 72V73H81ZM83 72H84V70H83ZM167 73H168V70L166 71ZM174 72V71H173ZM205 72V73H206ZM210 72V71H209ZM220 72V71H219ZM228 72V71H227ZM18 73V72H17ZM21 73V72H20ZM19 73V74H20ZM52 73H54L53 71H52ZM75 73V72H74ZM79 73V74H80ZM88 73V72H87ZM86 73V74H87ZM167 73H165V74H167ZM197 73H198V70H197ZM211 73V72H210ZM214 73V72H213ZM231 73V72H230ZM16 74V73H15ZM29 74V73H28ZM31 74V73H30ZM57 74H58V72H57ZM67 74V73H66ZM66 74H64V75H66ZM93 74H94V72H93ZM92 74V75H93ZM108 74V73H107ZM110 74V73H109ZM114 74V73H113ZM129 74V73H128ZM150 74V73H149ZM169 74V73H168ZM173 74V73H172ZM176 74V73H175ZM174 74V75H175ZM215 74V73H214ZM213 74V75H214ZM221 74L223 75V73L221 72ZM220 74V76H222ZM18 75V74H17ZM21 75V74H20ZM25 75V74H24ZM73 75V74H72ZM77 75V74H76ZM81 75V74H80ZM79 75V76H80ZM85 75V74H84ZM106 75V74H105ZM171 75V74H170ZM184 75H186V74H184ZM184 75H183V78H188L187 77V75H186V77H184ZM205 75V74H204ZM225 75V74H224ZM26 76V75H25ZM25 76H24V79H25ZM32 76V75H31ZM39 76V75H38ZM44 76V75H43ZM46 76V75H45ZM67 76V75H66ZM78 76V77H79ZM103 76V75H102ZM102 76H100V77H102ZM127 76V75H126ZM146 76V75H145ZM160 76V75H159ZM164 76V75H163ZM171 76H173V75H171ZM177 76V75H176ZM181 76V78H182V74L180 75ZM194 76V75H193ZM219 76V75H218ZM226 76L227 75H225V79H226ZM10 77V76H9ZM28 77H30V76H28ZM33 77H34V75H33ZM40 77V76H39ZM68 77H69V75H68ZM112 77V76H111ZM113 77H115L116 78V75L115 76H113ZM119 77V76H118ZM125 77V76H124ZM168 77V76H167ZM192 77V76H191ZM197 77V76H196ZM200 77V76H199ZM214 77H215V75H214ZM223 78H224V76H222ZM258 77V76H257ZM264 77V76H263ZM31 78V77H30ZM38 78V77H37ZM45 78H47V77H45ZM63 78V77H62ZM71 78V77H70ZM74 78H75V76H74ZM105 78H106V76H105ZM119 78H122V77H119ZM118 78V79H119ZM145 78V77H144ZM170 78V77H169ZM175 78V77H174ZM177 78H179V75H178V77ZM182 78V79H183ZM192 78H194V77H192ZM215 78H217V77H215ZM223 78H221L222 80V82H223ZM228 78H229V76L227 77V80H228ZM233 78V77H232ZM9 79V78H8ZM15 79H17V78H15ZM78 79V78H77ZM97 79V78H96ZM111 79V78H110ZM191 79V78H190ZM196 79V78H195ZM194 79V80H195ZM199 79V78H198ZM202 79V78H201ZM209 79H211V78H209ZM220 79V78H219ZM251 79V78H250ZM257 79V78H256ZM18 80V79H17ZM20 80V79H19ZM18 80V81H19ZM69 80V79H68ZM95 80V79H94ZM114 80V79H113ZM117 80V79H116ZM173 80V79H172ZM186 80V79H185ZM247 81H249L248 79H246ZM21 81V80H20ZM46 81V80H45ZM126 81V80H125ZM135 81V80H134ZM174 81V80H173ZM197 81V80H196ZM225 81V80H224ZM229 81V80H228ZM227 81V82H228ZM232 81V80H231ZM239 81H240V79H239ZM242 81H243V79H242ZM67 82V81H66ZM70 82V81H69ZM89 82V81H88ZM88 82H87V84H88ZM106 82H107V80H106ZM110 82V81H109ZM123 82V81H122ZM178 82V81H177ZM180 82V81H179ZM216 82V81H215ZM256 82V81H255ZM254 82V83H255ZM7 83V82H6ZM43 83V82H42ZM75 83V82H74ZM79 83V82H78ZM83 83V82H82ZM94 82L92 81V83L91 84H93ZM114 83H116L117 84V82H114ZM119 83V82H118ZM129 83V82H128ZM211 83V82H210ZM217 83L219 84L220 82H218L217 81ZM216 83V84H217ZM223 83H225V82H223ZM222 83V84H223ZM229 83H230V81H229ZM47 84V83H46ZM84 84H86V81H85V83ZM113 84V83H112ZM121 84V83H120ZM129 84H131V82L129 83ZM133 84H135V82L133 83ZM183 85H184V83H182ZM213 84H215V83H212V85ZM234 84V83H233ZM48 85V84H47ZM68 85H70V84H68ZM72 85V84H71ZM75 85V84H74ZM88 85H90V84H88ZM107 85V84H106ZM122 85V84H121ZM120 85V86H121ZM206 85V84H205ZM208 85H209V83H208ZM228 85V83L226 84V85H224V88H223V90L224 89H226L225 87ZM242 85V84H241ZM260 85V84H259ZM262 85V84H261ZM12 86V85H11ZM78 87H79V84L77 85ZM84 86V85H83ZM86 86V85H85ZM84 86V87H85ZM118 86V85H117ZM119 86V87H120ZM131 86V85H130ZM180 86H182V85H180ZM184 86H187V85H184ZM211 86V85H210ZM218 86H220V85H218ZM223 86V85H222ZM232 87H233V85H231ZM234 86H236V85H234ZM239 86V85H238ZM242 86H244V85H242ZM258 86V85H257ZM14 87V86H13ZM63 87H64V85H63ZM72 87H75V86H72ZM71 87V88H72ZM90 87L92 88V86L90 85ZM97 86H95L94 88H96ZM132 87V86H131ZM148 87H149V85H148ZM183 87V86H182ZM206 87H208V86H206ZM205 86H204V88H206ZM232 87L231 88H228V89H232ZM246 87V86H245ZM245 87H241V88H244V89H247V87L245 88ZM253 87V86H252ZM255 87V86H254ZM17 88V87H16ZM65 88V87H64ZM76 88V90H77V87H75ZM81 88V87H80ZM83 88V87H82ZM89 88V87H88ZM115 88L117 89V87L115 86ZM121 88V87H120ZM127 88V87H126ZM152 88V87H151ZM150 88V89H151ZM154 88V87H153ZM173 88V87H172ZM177 88L178 89H181V88H179L178 86H177ZM218 88H221V87H218ZM216 89V90H219V89ZM237 88V87H236ZM239 88V87H238ZM256 88H258V87H256ZM261 88H264V87H262V86H260V90H261ZM8 89V88H7ZM14 89H15V87H14ZM34 89V88H33ZM32 89V91H30V95H31V97L32 98H37V97H44V99H45V97L46 98H48L47 96H52V98H53V96H55V92H54V90L52 91V90H50L49 89V87H48V90H37V89H35V90H33ZM45 89H46V87H45ZM79 89V88H78ZM84 89V88H83ZM93 89V88H92ZM119 89V88H118ZM131 89V88H130ZM156 89V88H155ZM203 89V88H202ZM200 90V91H203V90ZM252 89V88H251ZM259 89V88H258ZM19 90V89H18ZM21 90V89H20ZM28 90V89H27ZM88 90V89H87ZM94 90V89H93ZM92 90V91H93ZM96 90V89H95ZM98 91H99V89H97ZM129 89H127V91H128ZM140 91H141V88L139 89ZM148 90V89H147ZM153 90V89H152ZM174 90V89H173ZM239 90H240V88H239ZM249 90V89H248ZM253 90H254V88H253ZM24 91V90H23ZM60 91V90H59ZM62 91V90H61ZM83 91V90H82ZM98 91H97V93H98ZM106 91V90H105ZM110 91V90H109ZM113 91H114V89H113ZM121 91H122V89H121ZM132 92H134L133 90H131ZM136 91V90H135ZM155 91V90H154ZM179 91V90H178ZM177 91V92H178ZM188 91V90H187ZM222 91V90H221ZM221 91H218V92H221ZM247 91V90H246ZM251 91V90H250ZM90 92V91H89ZM95 92V91H94ZM107 92V91H106ZM105 92V93H106ZM112 92V91H111ZM119 92V91H118ZM129 92H130V90H129ZM147 92V91H146ZM163 92V91H162ZM180 92V91H179ZM213 93H218L217 91L215 92V89H214V91H212ZM239 92H241V91H239ZM254 92H256V91H254ZM262 91H260V93H261ZM26 93V92H25ZM63 93V92H62ZM68 93V92H67ZM96 93V94H97ZM113 93L114 92H112V95H113ZM120 93V92H119ZM137 93H138V91H137ZM137 93H135V94H137ZM238 93V92H237ZM243 93V92H242ZM263 93V92H262ZM261 93V94H262ZM59 94V93H58ZM61 94V93H60ZM64 94V93H63ZM95 94V93H94ZM114 94H116V93H114ZM122 96L123 95H126V94H123V91H122ZM120 94V95H121ZM179 94H181V93H179ZM189 94V93H188ZM207 94V93H206ZM206 94H205V96H206ZM210 94V93H209ZM221 93H219V95H220ZM255 94V93H254ZM264 94V93H263ZM65 95H66V92H65ZM80 95V94H79ZM85 95V94H84ZM108 95V94H107ZM140 95V94H139ZM139 95H138V97H137V99H138V101L139 100H141L140 98H142V97H140L139 98ZM154 95V94H153ZM189 95H191L192 96V94H189ZM195 95V94H194ZM210 95H212L213 96V94H210ZM209 95V96H210ZM216 95H218V94H216ZM216 95H214L213 97H214V99H215V96ZM259 95V94H258ZM62 96V95H61ZM86 96V95H85ZM110 96V95H109ZM127 96V95H126ZM126 96H125V98H126ZM149 96V95H148ZM168 96V95H167ZM171 96V95H170ZM179 96H181V95H179ZM183 96V95H182ZM181 96V97H182ZM188 96V95H187ZM196 97L198 96V95H195ZM202 96V95H201ZM207 96H208V94H207ZM208 96V97H209ZM212 96H210V97H212ZM56 97H57V95H56ZM59 97V96H58ZM79 97V96H78ZM83 97V96H82ZM97 97V96H96ZM124 97V96H123ZM161 97V96H160ZM180 97V98H181ZM186 97V96H185ZM203 97H204V95H203ZM218 97V96H217ZM223 97H224V95H223ZM227 96H225L224 98H226ZM69 98V97H68ZM84 98H87V97H84ZM89 98H91L90 96H89ZM93 98V97H92ZM100 98V97H99ZM151 98V97H150ZM150 98H148V99H150ZM171 98L173 99V98H177L178 99V96H176V97H173V96H171ZM188 98V97H187ZM191 98V97H190ZM189 98V99H190ZM193 98V97H192ZM198 98V97H197ZM202 98V97H201ZM223 98V99H224ZM236 98V97H235ZM235 98H234V100H235ZM31 99V98H30ZM43 99V98H42ZM63 99V98H62ZM70 99V98H69ZM69 99H66V100H64V101H67V100H69ZM73 99V98H72ZM144 99V98H143ZM159 99V98H158ZM162 99H164V98H162ZM166 99V98H165ZM185 99V98H184ZM200 99V98H199ZM198 99V100H199ZM208 99V98H207ZM222 99V100H223ZM229 99H231V98H229ZM250 99V98H249ZM255 98H253V100H254ZM59 100V99H58ZM61 100V99H60ZM77 100H79V99H77ZM82 100V99H81ZM84 100V99H83ZM82 100V101H83ZM88 100V99H87ZM109 100V99H108ZM145 100V99H144ZM153 100V99H152ZM160 100V99H159ZM182 100V99H181ZM191 100V99H190ZM194 99H192V101H193ZM225 100V99H224ZM226 100H228V97H227V99ZM233 100V99H232ZM252 100V101H253ZM256 100H257V98H256ZM259 100H262V99H259ZM63 101V102H64ZM74 101V100H73ZM82 101L80 102L81 104H83L82 103ZM94 101H96V100H94ZM112 101V100H111ZM141 101H143V100H141ZM167 101V100H166ZM177 101V100H176ZM183 101V100H182ZM181 101V102H182ZM189 101V100H188ZM238 101H240V100H238ZM244 101V100H243ZM255 101V100H254ZM254 101L253 102H251V105L253 104V106L255 105V104H257V103H255L254 104ZM258 101V100H257ZM59 102V101H58ZM101 102V101H100ZM106 102V101H105ZM113 102L116 104V102H115V100H113ZM124 102V101H123ZM160 102V101H159ZM180 102V103H181ZM225 102H227V101H225ZM228 102H229V100H228ZM230 102H231V100H230ZM233 102V101H232ZM231 102V103H232ZM240 102H242V101H240ZM245 102V101H244ZM256 102V101H255ZM258 102H261V101H258ZM67 103V102H66ZM85 103V102H84ZM104 103V102H103ZM119 103V102H118ZM126 103H128V100H127V102ZM126 103H124L125 105H127ZM131 102L129 101V103H128V105L127 106H129V108L131 107L130 105L132 104H130ZM135 103V102H134ZM142 103V102H141ZM167 103V102H166ZM177 103V102H176ZM176 103H175V105H176ZM206 103V102H205ZM204 103V104H205ZM209 104L211 103V102H208ZM234 103H235V101H234ZM237 103H239V102H237ZM236 103V104H237ZM246 103H248V102H245V105H246ZM263 103V102H262ZM98 104V103H97ZM100 104V103H99ZM105 105L107 104V103H104ZM121 104V103H120ZM120 104H119V106H120ZM123 104V103H122ZM123 104V105H124ZM143 104V103H142ZM145 104V103H144ZM143 104V105H144ZM160 104H162V103H160ZM169 104V103H168ZM178 104V103H177ZM182 104V103H181ZM183 104H185V103H183ZM182 104V105H183ZM196 104V103H195ZM202 104H203V102H202ZM207 104V103H206ZM217 104H219V103H217ZM216 103H215V105H217ZM229 104V103H228ZM240 104V103H239ZM238 104V105H239ZM260 104V103H259ZM72 105V104H71ZM93 105H95V103L93 104ZM101 105H103V104H101ZM123 105H121V106H123ZM133 105H135V104H133ZM171 105V104H170ZM170 105H168L169 107H171ZM182 105H181V107H182ZM197 105H199V104H197ZM211 105V104H210ZM209 105V106H210ZM224 105V104H223ZM241 105V104H240ZM244 105V103H243V106H245ZM249 105V104H248ZM261 105V104H260ZM1 106V105H0ZM120 106V107H121ZM145 106V105H144ZM172 106H174V105H172ZM187 106V105H186ZM189 106V105H188ZM191 106H193L192 104H191ZM199 106H201V105H199ZM203 106V105H202ZM214 106V105H213ZM220 106V105H219ZM226 106H227V104H226ZM234 106V105H233ZM247 106V105H246ZM255 106H258V104L257 105H255ZM262 106V105H261ZM263 106H264V104H263ZM2 107V106H1ZM78 107H79V105H78ZM134 107V106H133ZM138 107V106H137ZM152 107V106H151ZM217 106H215L214 108H216ZM142 108V107H141ZM177 108H178V106H177ZM176 108V109H177ZM202 108V107H201ZM208 109H209V107H207ZM213 108V107H212ZM213 108V109H214ZM222 108V107H221ZM221 108L219 109V110H221ZM226 108V107H225ZM235 108V107H234ZM262 108V107H261ZM97 109V108H96ZM125 109V108H124ZM143 110H144V108H142ZM148 109V108H147ZM173 109V108H172ZM180 110H181V108H179ZM182 109H183V107H182ZM189 109V108H188ZM187 109V110H188ZM217 109H218V107H217ZM216 109V110H217ZM99 110V109H98ZM119 110V109H118ZM129 110H131V109H129ZM139 110V109H138ZM150 110V109H149ZM178 110V109H177ZM176 110V111H177ZM215 110V109H214ZM215 110V111H216ZM218 110V111H219ZM252 110H254L255 112H256V110L255 109H252ZM251 110V111H252ZM259 110V109H258ZM261 110H263L264 111V109L262 108ZM133 111H134V109H133ZM140 111V110H139ZM142 111V110H141ZM152 111V110H151ZM182 111V110H181ZM181 111H179L178 110V112H181ZM190 111V110H189ZM197 111V110H196ZM213 111V110H212ZM237 111V110H236ZM240 111H242V110H240ZM250 111V110H249ZM131 112V111H130ZM158 112H160V110L158 109ZM165 112V111H164ZM168 112V111H167ZM167 112H165V113H167ZM185 112V111H184ZM187 112V111H186ZM185 112V113H186ZM201 112V111H200ZM200 112H198V114H200ZM253 112V111H252ZM262 112V111H261ZM260 112V113H261ZM94 113H96V112H94ZM94 113H92V115L93 116H96V115H94ZM122 113H123V110H122ZM133 113V112H132ZM135 113H136V111H135ZM141 113V112H140ZM151 113V112H150ZM174 113V112H173ZM181 113H183V112H181ZM185 113H183V114H185ZM189 113H192V112H189ZM205 113V112H204ZM222 113H223V110H222ZM235 113V112H234ZM233 113V114H234ZM245 113H247L248 114V112L246 111ZM245 113L244 112H242V114L243 115H245ZM251 113V112H250ZM254 113V112H253ZM258 113V112H257ZM256 113V114H257ZM263 113V112H262ZM89 114V113H88ZM120 114V113H119ZM152 114V113H151ZM168 114V113H167ZM179 114V113H178ZM233 114H231V115H233ZM130 115V114H129ZM132 115V114H131ZM137 115V114H136ZM142 115H143V113H142ZM145 115H147V112H145ZM145 115H143V116H145ZM154 114H152L151 116H153ZM166 115V114H165ZM186 115V114H185ZM189 115H191V114H189ZM188 115V116H189ZM193 115V114H192ZM230 115V116H231ZM239 115H241V113L239 114ZM138 116V115H137ZM157 116V115H156ZM160 116V115H159ZM172 116H173V114H172ZM184 116V115H183ZM188 116H187V119H188ZM193 116H195L196 117V114H194ZM204 116V115H203ZM206 116V115H205ZM225 116V115H224ZM251 116H252V114H251ZM258 116V115H257ZM139 117H140V115H139ZM138 117V118H139ZM146 117V116H145ZM149 117V116H148ZM162 117H164V114H163V116ZM166 117V116H165ZM171 117V116H170ZM174 117V116H173ZM177 117V116H176ZM176 117H174V118H176ZM179 117H181V116H179ZM179 117H177L178 119H179ZM191 117V116H190ZM236 117L237 116H235V121H239L238 123H240L241 122V120H245V118H241V120L240 119H237L236 120ZM253 117L255 118V116L253 115ZM261 117V116H260ZM91 118V117H90ZM141 118H142V116H141ZM140 118V119H141ZM147 118V117H146ZM156 118V117H155ZM199 118V117H198ZM204 118V117H203ZM219 119L221 118V117H218ZM223 118V117H222ZM221 118V119H222ZM230 118V117H229ZM258 118V117H257ZM256 118V119H257ZM77 119V118H76ZM128 119V118H127ZM143 119V118H142ZM151 119H153L152 117H151ZM165 119H168V118H164V120L163 121H165ZM196 119V118H195ZM214 119V118H213ZM216 119V118H215ZM214 119V120H215ZM218 119V120H219ZM221 119H220V121H221ZM224 119V118H223ZM251 119H253L252 117H251ZM256 119H255V121H256ZM137 120V119H136ZM207 120V119H206ZM209 120V119H208ZM210 120H211V117H210ZM218 120H215V122L216 121H218ZM231 120V119H230ZM247 120V119H246ZM254 120V119H253ZM155 121V120H154ZM167 121V120H166ZM174 121V120H173ZM184 121V120H183ZM188 121V120H187ZM190 121V120H189ZM203 122H204V120H202ZM219 121V122H220ZM224 121V120H223ZM225 121H227V120H225ZM250 121V120H249ZM252 121V120H251ZM2 122V121H1ZM93 122H94V120H93ZM92 121L90 122L91 124H94L95 125V123H96V120H95V122L93 123ZM116 122V121H115ZM138 122V121H137ZM142 122V121H141ZM143 122H144V120H143ZM148 122V121H147ZM146 122V123H147ZM150 122H152V121H150ZM157 122V121H156ZM161 123H162V121H160ZM159 122V123H160ZM168 122V121H167ZM175 122V121H174ZM173 122V123H174ZM192 122V123H191ZM190 123H188V125L190 126L191 124H193V123H195V122H193V121H191ZM202 122V123H203ZM205 122H207V121H205ZM230 122V121H229ZM228 122V123H229ZM245 122V121H244ZM254 122V121H253ZM7 123V122H6ZM83 123H84V121H83ZM86 123V122H85ZM88 123H89V120H88ZM132 123V122H131ZM133 123H135L134 121H133ZM133 123H132V126L134 127V125H133ZM139 123H140V121H139ZM165 123V122H164ZM164 123H162V125L164 124ZM199 123H200V121H199ZM223 123H225V122H223ZM227 123V122H226ZM228 123L226 124V125H228ZM231 123H233L234 124V122H231ZM20 124V123H19ZM77 124V123H76ZM82 124V123H81ZM80 123H79V125H81ZM124 124V123H123ZM129 124V123H128ZM127 124V125H128ZM233 124H231V125H233ZM236 124H237V122H236ZM8 125V124H7ZM66 125V124H65ZM78 125V124H77ZM76 125V126H77ZM89 125V124H88ZM97 125V124H96ZM119 125V124H118ZM143 125H146V124H143ZM142 125V126H143ZM156 125V124H155ZM166 125V124H165ZM173 125H175V124H173ZM178 125V124H177ZM183 125H184V123H183ZM211 125V124H210ZM216 125V124H215ZM230 125V126H231ZM240 125H241V123H240ZM19 126V125H18ZM23 126H24V124H23ZM30 126V125H29ZM74 126H75V124H74ZM83 126H84V124H83ZM82 126V127H83ZM90 126V125H89ZM121 126V125H120ZM138 126H140V125H138ZM188 126V127H189ZM192 126V125H191ZM199 126V125H198ZM212 126V125H211ZM213 126H214V123H213ZM229 126V125H228ZM43 127V126H42ZM55 127V126H54ZM68 127V126H67ZM73 127V126H72ZM79 127H81V126H79ZM102 127V126H101ZM118 127V126H117ZM122 127V126H121ZM124 127H125V125H124ZM131 127V126H130ZM137 127V126H136ZM156 127V126H155ZM169 127V126H168ZM184 127H186V126H184ZM187 127V128H188ZM197 127V126H196ZM201 127V126H200ZM205 127V126H204ZM210 127V126H209ZM217 127V126H216ZM216 127H214V129L216 128ZM242 127V126H241ZM245 127V126H244ZM7 128H9L8 126H7ZM11 128V127H10ZM19 128V127H18ZM49 128V127H48ZM58 128H60V127H58ZM71 128V127H70ZM92 128V127H91ZM103 128H104V126H103ZM113 128V127H112ZM119 128V127H118ZM139 129H140V127H138ZM137 128V129H138ZM142 128V127H141ZM160 128V127H159ZM162 128V127H161ZM219 128V127H218ZM220 128H222V127H220ZM227 127H225V129H226ZM25 129V128H24ZM30 129V128H29ZM76 129V128H75ZM79 129V128H78ZM84 129V128H83ZM97 129H100L99 128V125H98V128ZM117 129V128H116ZM124 129V128H123ZM126 129H127V127H126ZM130 129V128H129ZM133 129V128H132ZM131 129V130H132ZM136 129V128H135ZM135 129L133 130V131H135ZM136 129V130H137ZM154 129V128H153ZM157 129H158V127H157ZM163 129H164V127H163ZM168 129V128H167ZM172 129H173V127H172ZM171 129V130H172ZM181 129V128H180ZM186 129V128H185ZM20 130V129H19ZM53 130V129H52ZM56 130V129H55ZM104 130V129H103ZM102 130V131H103ZM111 130V129H110ZM110 130H107V131H109L110 132ZM128 130V129H127ZM152 130V129H151ZM193 130V129H192ZM262 130V129H261ZM12 131V130H11ZM17 131V130H16ZM25 131V130H24ZM32 131V130H31ZM49 131H50V128H49ZM56 131H58V129L56 130ZM70 131H72V129H70ZM81 131V130H80ZM90 131V133H92L91 132V130H89ZM92 131H94V130H92ZM100 131H101V129H100ZM123 131V130H122ZM125 131V130H124ZM128 131H130V130H128ZM133 131H132V133H133ZM142 131V130H141ZM148 131V130H147ZM168 131V130H167ZM173 131V130H172ZM180 131V130H179ZM178 131V132H179ZM213 131V130H212ZM244 131V130H243ZM250 131V130H249ZM253 131V130H252ZM26 132H28V131H26ZM65 132H66V130H65ZM84 132V131H83ZM95 132V131H94ZM104 132V131H103ZM106 132V131H105ZM113 132V131H112ZM126 132V131H125ZM145 132V131H144ZM174 132V131H173ZM186 132V131H185ZM203 132V131H202ZM201 132V134H203ZM205 132H206V130H205ZM233 132V131H232ZM16 133V132H15ZM31 133V132H30ZM36 133V132H35ZM52 133V132H51ZM60 133V132H59ZM63 133V132H62ZM73 133V132H72ZM80 133V132H79ZM78 133V134H79ZM81 133H82V131H81ZM81 133H80V135H81ZM116 132H114L113 134H115ZM122 133V132H121ZM152 133H154L153 131L150 133V134H152ZM157 133V132H156ZM160 133H162V132H160ZM168 133H169V131H168ZM182 133V132H181ZM250 133V132H249ZM258 133V132H257ZM256 133V134H257ZM261 133V132H260ZM259 133V134H260ZM25 134H27V133H25ZM34 134V133H33ZM54 134V133H53ZM66 134V133H65ZM75 134H77V133H75ZM84 134H86L87 135V131H85L84 132ZM84 134H83V136H84ZM135 134V133H134ZM140 134V133H139ZM149 134V133H148ZM149 134V135H150ZM163 134V133H162ZM174 134V133H173ZM172 133H171V135H173ZM178 134V133H177ZM187 134V133H186ZM191 134H193V133H191ZM195 135H196V133H194ZM198 134V133H197ZM200 134V135H201ZM236 134H238V133H236ZM235 134V135H236ZM63 135H64V133H63ZM99 135H101V137L104 135H102V134H99ZM111 135V134H110ZM126 135V134H125ZM129 135V134H128ZM158 135V134H157ZM199 135V136H200ZM233 135V134H232ZM249 135V134H248ZM255 135V134H254ZM262 135V134H261ZM30 136V135H29ZM72 136V135H71ZM77 136V135H76ZM91 136V135H90ZM95 136V135H94ZM93 136V137H94ZM106 136H108V134L106 135ZM116 136V135H115ZM120 136V135H119ZM121 136L122 137H118V138H120V140H121V138H124V136H123V134H121ZM142 136V135H141ZM187 137H186V139H188V135H186ZM251 137H252V135H250ZM260 136V135H259ZM33 137H34V135H33ZM61 137V136H60ZM75 137V136H74ZM78 137V136H77ZM77 137H76V139H77ZM86 137H88V139H89V136H86ZM136 137V136H135ZM147 137V136H146ZM160 137V136H159ZM170 137V136H169ZM173 138H174V135L172 136ZM191 137H192V135H191ZM194 137V136H193ZM227 137H229V136H227ZM230 137H231V135H230ZM239 137H242V136H240L239 135ZM256 137V136H255ZM263 136H261V138H262ZM36 138V137H35ZM64 138V137H63ZM69 138V137H68ZM91 138V137H90ZM95 138V137H94ZM106 138L107 137H105V135H104V139L106 140ZM110 138V137H109ZM108 138V139H109ZM141 138V137H140ZM144 138V137H143ZM143 138H141V139H143ZM149 138V137H148ZM177 138V137H176ZM189 138H190V136H189ZM199 138H201V137H199ZM198 138V139H199ZM243 138H245L244 136H243ZM242 138V139H243ZM247 138V137H246ZM257 138V137H256ZM255 138V139H256ZM260 137L259 138H257V139H261ZM34 139V138H33ZM38 139V138H37ZM41 139V138H40ZM75 139V138H74ZM79 139V138H78ZM99 139V138H98ZM101 139V138H100ZM103 139V138H102ZM117 139V138H116ZM129 139V138H128ZM172 139V138H171ZM170 139V140H171ZM220 139H222V138H220ZM249 139V138H248ZM254 139V138H253ZM253 139L251 138V141H252V143L253 142H255V141H253ZM43 140V139H42ZM66 140V139H65ZM64 140V141H65ZM81 140H82V138H81ZM91 140H92V138H91ZM97 140V139H96ZM119 140V139H118ZM134 140H135V138H134ZM138 140H140V139H138ZM147 140V139H146ZM181 140H183V139H181ZM217 140V139H216ZM230 140V139H229ZM228 139H227V141H229ZM262 140H263V138H262ZM262 140H260V141H262ZM44 141H45V139H44ZM53 141H55V140H53ZM57 141V140H56ZM55 141V142H56ZM66 141H71V140H66ZM73 141V140H72ZM72 141L70 142V144L72 143ZM83 141V140H82ZM94 141V140H93ZM104 141V140H103ZM108 141V140H107ZM113 141V140H112ZM112 141H110V142H112ZM123 141V140H122ZM169 141V140H168ZM196 141H197V139H196ZM201 141V140H200ZM218 141V140H217ZM233 141V140H232ZM250 141V140H249ZM10 142V141H9ZM35 142V141H34ZM47 142H49V141H47ZM77 142V141H76ZM81 142V141H80ZM85 142V141H84ZM98 142H99V140H98ZM101 142H102V140H101ZM127 142V141H126ZM156 142H157V140H156ZM191 142V141H190ZM210 142V141H209ZM230 142V141H229ZM237 142V141H236ZM235 142V143H236ZM241 142V141H240ZM247 142H248V140H247ZM0 143H1V141H0ZM4 143V142H3ZM7 143V142H6ZM10 143H12V142H10ZM14 144H15V142H13ZM59 143H61L60 141H59ZM100 143V142H99ZM115 143V142H114ZM130 142L128 141V144H129ZM142 143V142H141ZM152 143V142H151ZM160 143V142H159ZM164 143V142H163ZM199 143V142H198ZM202 143V142H201ZM205 143V142H204ZM203 143V144H204ZM225 143H226V141H225ZM234 143V144H235ZM241 143H243V141L241 142ZM244 143H246V141L244 142ZM251 143V142H250ZM256 143V142H255ZM257 143H259V140L257 141ZM19 144V143H18ZM44 144V143H43ZM54 144H56V143H54ZM65 144V143H64ZM67 144V143H66ZM69 144V145H70ZM73 144V143H72ZM78 144V143H77ZM84 144V143H83ZM102 144V143H101ZM136 146H135V148L139 145L140 146V143L138 144H136V143H134ZM179 144V143H178ZM184 144V143H183ZM196 144V143H195ZM218 143H216V141H215V144L213 143L212 145L213 146H215V145H217ZM31 145V144H30ZM29 145V146H30ZM58 145V144H57ZM56 145V146H57ZM79 145V144H78ZM122 145L124 146L125 144H123V142H122ZM142 145V144H141ZM149 145V144H148ZM147 145V146H148ZM162 145H166L167 146V143H164V144H162ZM207 146H210V143H209V145H208V143L206 144ZM205 145V146H206ZM231 145H233L232 143H231ZM230 145V146H231ZM236 145V144H235ZM234 145V146H235ZM238 145H240V143L238 144ZM13 146V145H12ZM22 146H23V144H22ZM38 146H40L39 144H38ZM52 146V145H51ZM65 146V145H64ZM80 147L82 146V145H79ZM87 145H86V143H85V145H84V147H86ZM88 146H90L91 147V144L90 145H88ZM96 146H97V144H96ZM104 146H105V144H104ZM138 146V147H139ZM153 146V145H152ZM169 146V145H168ZM174 146H176L175 144H174ZM178 146V145H177ZM184 146V145H183ZM190 146L191 147H193L192 146V144H190ZM197 146H198V144H197ZM212 146V147H213ZM223 146V145H222ZM225 146V145H224ZM223 146V147H224ZM256 146H257V144H256ZM10 148H11V146H9ZM46 147V146H45ZM58 147V146H57ZM70 147V146H69ZM71 147H72V145H71ZM75 147V146H74ZM93 148H94V145L92 146ZM98 147V146H97ZM100 147V146H99ZM110 147V146H109ZM112 147V146H111ZM122 147V146H121ZM129 147V146H128ZM137 147V149H139ZM144 147V146H143ZM170 147V146H169ZM217 147V146H216ZM241 148H248V149H252V150H254V146H253V144L251 145V144H244V145H241L240 146ZM25 148H26V146H25ZM33 148V147H32ZM39 148V147H38ZM67 148H68V146H67ZM77 148V147H76ZM87 148V147H86ZM113 148V147H112ZM174 148V147H173ZM180 148V147H179ZM202 148V147H201ZM209 148H211V147H209ZM222 148V147H221ZM231 148H233V146L231 147ZM238 148V147H237ZM16 149H17V147H16ZM36 149V148H35ZM57 149H59V148H57ZM56 149V150H57ZM66 149V148H65ZM73 149V148H72ZM78 149H81V148H79L78 147ZM83 149V148H82ZM90 149V148H89ZM92 149V148H91ZM99 148H97V150H98ZM142 149V148H141ZM151 149H152V147H151ZM175 149V148H174ZM177 149V148H176ZM184 149V148H183ZM183 149H180V151L181 150H183ZM192 149H194V148H192ZM198 149V148H197ZM228 149V148H227ZM20 150V149H19ZM43 150H44V148H43ZM49 150H50V148H49ZM55 150V149H54ZM76 150V149H75ZM85 150V149H84ZM103 150V149H102ZM107 150V149H106ZM155 150H157V149H155ZM165 150V149H164ZM195 150V149H194ZM193 150V151H194ZM234 151H235V147H234V149H233ZM242 150V149H241ZM14 151V150H13ZM47 151V150H46ZM45 151V152H46ZM86 151H88V150H86ZM99 151V150H98ZM101 151V150H100ZM105 151V150H104ZM115 151V150H114ZM117 151V153H118V150H116ZM120 151V150H119ZM126 151V150H125ZM136 151V150H135ZM147 151H148V149H147ZM153 151V150H152ZM169 151V153L171 152V155H172V151H171V149H169L168 150ZM179 151V152H180ZM217 151V150H216ZM224 151V150H223ZM40 152H42V151H40ZM39 151H33V150H30V151H26V152H22V153H20V154H18V156L16 157V155H15V153L13 154L12 152H8V151H5L4 150V148H2V147H0V163L1 162H4V163H6V165L7 166H9V167H11V166H15L14 164H17V163H19V162H21V163H26V164H28L27 166H35V168H31V169H33L35 172L34 173H36V175L35 176H32V177H30L29 179H25V180H23L24 181V183H22L23 185L22 186H24L23 187V189H21V190H17V191H15V187L16 186H14L13 184H12V187L14 188L12 191H10L9 190V193H6V194H4L3 193V195H0V207L1 206H3L5 203H6V201H8V200H10L11 198H12V196H14L15 197V195H20V196H17V199L15 200V205H17V206H22V205H24V208L22 209V210H20V209H16L15 207L12 209V210H10L9 208H8V210L9 211H4V212H1L0 213V234H1V232H2V230L1 229H3L4 227H5V224H6V221H9V222H11V219L13 220V216L14 215H16L17 216V219H15L14 218V221H15V226L12 228V230H11V232H10V230H9V232L10 233H8V235H5L4 236V238H3V240L1 241L0 240V264H121V263H119V262H116V260H125L126 259V257H125V251H123V249H121L120 247H118V246H115V245H113L112 244V246L110 247V249L107 251V253H106V255H103V256H101V254L99 253V250L100 249H102L101 247H104V245H103V243H102V241L99 239V241L98 240H92L91 239V241L90 242H88V243H85L84 241H83V235L84 234H87L88 232H89V230H96L97 228H100L101 229V227L105 224V225H107V224H109V221H107V220H105V219H102L101 217H100V215L99 214H97L96 213V211L94 212L93 210H95V209H89L88 207L89 206H85V204L87 205V200H85L86 201V203L84 204L83 203V205H80L81 203L78 201V199H77V203H80V204H77L76 203V201H75V199H74V194L73 193H75L74 192V189H67V190H65L64 189V191H65V196L63 195V194H61L60 196H59V194L58 195H56V197H55V199H53V200H49L50 201V204H43L42 206H44L45 208H46V213L45 212H42V211H44L43 209H42V211L41 210H38V207H39V205L40 204H38L39 203V201H41V200H43L45 197H44V192L46 191L44 188V177H43V175L45 174V171L47 172V169L46 168H41V167H38V165L41 163V162H44V161H47V160H44L46 157H44L43 158V155L40 153ZM48 152V151H47ZM50 152V151H49ZM57 152V151H56ZM82 152V151H81ZM92 152V151H91ZM90 152V153H91ZM106 152H108V151H105L104 153H106ZM111 152H112V150H111ZM124 152V151H123ZM128 152H129V150H128ZM144 152V151H143ZM178 152V151H177ZM199 152V151H198ZM220 152H222V151H220ZM219 152V153H220ZM240 152V151H239ZM242 152H244V151H242ZM19 153V152H18ZM53 154H54V152H52ZM60 153V152H59ZM59 153H57V154H59ZM98 153V152H97ZM116 153V152H115ZM116 153V154H117ZM140 153H142V151H140ZM140 153H137L138 154V156H139V154ZM144 153H147L146 152V150H145V152ZM144 153H142L143 155H144ZM156 153H157V151H156ZM159 153V152H158ZM180 153H182V152H180ZM196 153V152H195ZM194 153V154H195ZM207 153V152H206ZM211 155L212 154H214L215 153V151H213V150H211L210 152H209ZM224 153V152H223ZM234 153V152H233ZM80 154V153H79ZM100 154V153H99ZM107 154V153H106ZM121 153H119V156H115L116 158L117 157H120L121 155L123 156V154H121ZM125 154V153H124ZM150 154V153H149ZM176 154V153H175ZM178 154V153H177ZM189 154H191L192 155V153H189ZM189 154H186L185 153V156L187 157V155H189ZM197 154V153H196ZM196 154L194 155V157L196 156ZM198 154H200V153H198ZM198 154H197V156H198ZM202 154V153H201ZM205 154V153H204ZM237 154H238V152H237ZM87 155L88 154H86V156L85 157H87ZM90 155V154H89ZM96 155H98V154H96ZM130 155V154H129ZM135 155H136V153H135ZM134 155V157H136ZM167 155V154H166ZM170 155V154H169ZM219 155V154H218ZM222 155V154H221ZM54 156V155H53ZM102 156H103V154H102ZM109 156V155H108ZM131 157H133V155H130ZM130 156H129V158H130ZM149 156H151V155H149ZM164 156V155H163ZM173 156V155H172ZM182 156V155H181ZM201 156V155H200ZM232 156V155H231ZM57 158H58V156H56ZM64 157V156H63ZM98 157V156H97ZM127 157V156H126ZM140 157V156H139ZM156 157V156H155ZM166 157H169V156H166ZM176 157H177V155H176ZM183 157V156H182ZM193 157V158H194ZM215 157V156H214ZM241 157V156H240ZM16 158V159H15ZM49 158V157H48ZM60 158V157H59ZM58 158V159H59ZM81 158V157H80ZM79 158V159H80ZM96 158V157H95ZM101 158V157H100ZM114 158V157H113ZM112 158V159H113ZM128 158V157H127ZM137 158V157H136ZM198 158V157H197ZM196 158V159H197ZM242 158V157H241ZM244 158V157H243ZM263 158H264V156H263ZM15 159V160H14ZM62 159H64V158H62ZM73 159V158H72ZM71 159V160H72ZM111 159V160H112ZM132 159V158H131ZM167 159V158H166ZM178 159H180L179 157H178ZM192 159V158H191ZM250 159V158H249ZM50 160V159H49ZM51 160H53V159H51ZM51 160H50V162H51ZM69 160H70V158H69ZM69 160H66L67 162L69 161ZM70 160V161H71ZM76 160V159H75ZM78 160V159H77ZM77 160H76V162H77ZM101 160V159H100ZM106 160V159H105ZM127 160H129V159H127ZM126 160V161H127ZM135 160V159H134ZM139 160V159H138ZM145 161H146V159H144ZM171 160H174V159H171ZM241 160V159H240ZM64 161H65V159H64ZM88 161V160H87ZM110 161V160H109ZM109 161H108V164H110L109 163ZM130 161V160H129ZM148 161V160H147ZM168 161V160H167ZM194 161V160H193ZM193 161H192V163H193ZM198 161V160H197ZM200 161V160H199ZM198 161V162H199ZM246 161H247V158H246ZM55 162V161H54ZM112 162H114V160L112 161ZM121 162V161H120ZM119 162V163H120ZM123 162H125V160L123 161ZM164 162H166V161H164ZM170 162V161H169ZM168 162V163H169ZM172 162V161H171ZM170 162V164H172ZM182 162V161H181ZM191 162V161H190ZM45 163V162H44ZM47 163H49V162H47ZM74 163H75V161H74ZM80 163V162H79ZM86 164H84L82 167H77L76 165H71L72 166V172H73V174H74V176H65L64 178H63V181L65 182V181H69L70 183H71V185H75V187L77 188V190H78V192H79V194H82L83 195V185L85 184V182L87 181V179L88 178H90V177H101L100 176V174H98L99 173V171H101L102 170V168H103V164H105V163H101V161H99V160H89V162H85ZM116 163V162H115ZM118 162H117V164H119ZM137 163H140V162H137ZM160 163H162V162H159L158 164H160ZM174 163H177V162H175L174 161ZM173 163V164H174ZM183 163V162H182ZM181 163V164H182ZM189 163V162H188ZM195 163V165L197 164L196 163V161L194 162ZM235 163V162H234ZM26 164H23V165H26ZM43 164V163H42ZM51 164V163H50ZM50 164H48V165H50ZM61 164V163H60ZM71 164H73V161L71 162ZM107 164V163H106ZM145 164H148L147 162L145 163ZM145 164H143V165H145ZM155 164H157V162L155 163ZM178 164H179V162H178ZM181 164H180V167H181ZM115 165V164H114ZM142 165V166H143ZM161 165V164H160ZM162 165H166V164H162ZM161 165V166H162ZM175 165V164H174ZM177 165V164H176ZM183 165V164H182ZM187 164L185 163V166H186ZM224 165V164H223ZM26 166V167H27ZM57 166V165H56ZM62 166V165H61ZM69 166V165H68ZM117 166V165H116ZM130 166V165H129ZM157 166V165H156ZM155 166V167H156ZM160 166V167H161ZM166 166H168V165H166ZM189 166V165H188ZM227 166V165H226ZM1 167V166H0ZM8 167V168H9ZM62 167H64V165L62 166ZM113 167V166H112ZM125 167H127V166H125ZM154 167V166H153ZM165 167V166H164ZM170 167V166H169ZM168 167V168H169ZM179 167V168H180ZM190 167H192L191 166V164H190ZM2 168V167H1ZM8 168H5V169H8ZM16 168V167H15ZM29 168V167H28ZM56 168V167H55ZM59 168H61V167H59ZM64 168H66V167H64ZM137 168V167H136ZM144 168V170L146 171V172H144V173H147V170L145 169L146 167H143ZM150 168V167H149ZM158 168H159V166H158ZM155 169V171L156 170H159V169ZM186 168V167H185ZM4 169V170H5ZM63 169V168H62ZM135 169V168H134ZM147 169H148V167H147ZM161 169V168H160ZM163 169V168H162ZM165 169H166V167H165ZM174 169V168H173ZM201 169V168H200ZM262 169V168H261ZM1 170V169H0ZM9 170V169H8ZM12 170H13V167H12ZM54 170H56V169H54ZM58 170V169H57ZM70 170H71V168H70ZM121 170V169H120ZM128 170H129V168H128ZM130 170H132V169H130ZM150 170H153V172H154V169H149L148 171H150ZM210 170V169H209ZM6 171V170H5ZM135 171V170H134ZM163 171H165V170H163ZM162 171V172H163ZM186 171V170H185ZM204 171H205V169H204ZM223 171V170H222ZM237 171V170H236ZM242 171V170H241ZM53 172V171H52ZM51 172V173H52ZM120 172V171H119ZM126 172V171H125ZM157 172V171H156ZM158 172H161V170H159ZM157 172V173H158ZM13 173V172H12ZM16 173V172H15ZM113 173V172H112ZM118 173V172H117ZM141 173H142V171H141ZM155 173V172H154ZM166 173V172H165ZM241 173V172H240ZM14 174V173H13ZM27 174V173H26ZM63 174V173H62ZM116 174V173H115ZM123 174V173H122ZM134 174V173H133ZM151 174V173H150ZM189 174V173H188ZM235 174V173H234ZM114 175V174H113ZM135 175V174H134ZM152 175V174H151ZM249 175V174H248ZM23 176V175H22ZM52 176V175H51ZM117 176V175H116ZM123 176V175H122ZM133 176V175H132ZM131 176V177H132ZM138 176V175H137ZM142 176V175H141ZM179 176V175H178ZM197 176V175H196ZM211 176V175H210ZM217 176V175H216ZM222 176V175H221ZM243 176V175H242ZM113 177V176H112ZM118 177V176H117ZM186 177H188V176H186ZM198 177V176H197ZM202 177V176H201ZM244 177V176H243ZM242 177V178H243ZM53 178V177H52ZM111 178V177H110ZM129 178V177H128ZM139 178V177H138ZM196 178V177H195ZM200 178V177H199ZM199 178L197 179V180H199ZM203 178V177H202ZM205 178V177H204ZM217 178V177H216ZM251 178H252V176H251ZM56 179V180H55ZM54 180H55V182L57 183V182H59V180H60V177L58 176V178H55ZM118 179V178H117ZM119 179H120V177H119ZM118 179V180H119ZM132 179V178H131ZM180 179V178H179ZM18 180V179H17ZM52 180V179H51ZM89 180V179H88ZM105 180V179H104ZM130 180V179H129ZM134 180V179H133ZM137 180V179H136ZM202 180V179H201ZM200 180V181H201ZM204 180V179H203ZM211 180V179H210ZM216 180V179H215ZM226 180H227V178H226ZM255 180V179H254ZM14 181H15V179H14ZM103 181V180H102ZM125 181V180H124ZM131 181V180H130ZM138 181V180H137ZM136 181V182H137ZM169 181V180H168ZM175 181H176V179H175ZM175 181H173L174 183H175ZM190 181V180H189ZM220 181V180H219ZM22 182V181H21ZM51 182V181H50ZM53 182V181H52ZM61 182H62V180H61ZM92 182V181H91ZM94 182H96L95 180H94ZM110 182V181H109ZM129 181L127 180V183H128ZM133 182V181H132ZM135 182V183H136ZM142 182V181H141ZM172 182V183H173ZM182 182V181H181ZM193 182V181H192ZM195 182V181H194ZM204 182V181H203ZM226 182V181H225ZM46 183H48V182H46ZM105 183V182H104ZM125 183V182H124ZM123 183V184H124ZM146 183V182H145ZM171 183V184H172ZM178 183H179V181H178ZM177 183V184H178ZM223 183V182H222ZM16 184H18V183H16ZM20 184V183H19ZM52 184H54V183H51V185ZM90 184V183H89ZM96 184V183H95ZM98 184H99V180H98ZM98 184H96V186L98 185ZM119 184V183H118ZM118 184H115V183H111V186H112V188H115ZM123 184H121V185H123ZM130 184V183H129ZM138 184H140V183H138ZM170 184V185H171ZM183 184H185V182L183 183ZM187 184V183H186ZM192 184V183H191ZM48 185H49V183H48ZM87 185V184H86ZM127 185V184H126ZM142 185V184H141ZM155 185V184H154ZM179 185V184H178ZM187 185H189V183L187 184ZM195 185V184H194ZM198 185V184H197ZM197 185H196V188H197ZM10 186V185H9ZM21 186V185H20ZM21 186V187H22ZM47 186V185H46ZM93 186V185H92ZM137 186H139V185H137ZM136 186V187H137ZM202 186V185H201ZM201 186H198V188L199 187H201ZM208 186V185H207ZM243 186V185H242ZM250 186V185H249ZM255 186V185H254ZM18 187V186H17ZM49 187V186H48ZM57 187V186H56ZM74 187V188H75ZM103 187V186H102ZM120 187V189H122L121 188V186H119ZM129 187V186H128ZM127 187V188H128ZM133 187H134V185H133ZM146 187V186H145ZM148 187H150V186H148ZM154 187V186H153ZM168 187V186H167ZM185 187H186V185H185ZM212 187H213V185H212ZM214 187H215V185H214ZM213 187V188H214ZM75 188V189H76ZM118 188V187H117ZM125 188V187H124ZM132 188V187H131ZM142 188H144V187H142ZM151 188V187H150ZM202 188V187H201ZM245 188V187H244ZM87 189V188H86ZM116 189V188H115ZM119 189V190H120ZM133 189H135V188H133ZM139 189V188H138ZM148 189V188H147ZM152 189V188H151ZM215 189H216V187H215ZM8 190V189H7ZM80 190V191H79ZM81 190L83 191V192H81ZM118 190V189H117ZM118 190V191H119ZM141 191H142V189H140ZM139 190V191H140ZM189 190V189H188ZM212 190H214V189H212ZM217 190H219V189H217ZM56 191V190H55ZM100 191V189L98 190L97 189V187L95 188V186H94V188H91V190H90V192L88 193V194H86L87 196H88V199H90V203L92 202V205H93V207L94 208H96V207H98L97 206V203H99L98 205H100V203L101 202H106V204H108L107 202H110L111 203V207H112V205L115 207V205L116 204H118V207L119 206H122L123 207V209H124V204L125 205H131V206H137V204H143V202H141V200L142 199H138V198H135L133 195L134 194H132V191L134 192V190H130L129 188L126 190L125 189V193L123 194V192H120V194L122 193L123 195H122V197L121 196H119L118 195V197H119V199H120V197H121V199L119 200L118 198V202H114V201H112V200H110L112 197L111 196H109L108 194H107V198H106V196H104L101 192H103V191H101V192H99ZM138 191V190H137ZM140 191V192H141ZM152 191V190H151ZM173 191V190H172ZM182 191H183V189H182ZM186 191V190H185ZM190 191V190H189ZM214 191H216V190H214ZM220 191V190H219ZM242 191V190H241ZM2 192V191H1ZM54 192V191H53ZM136 192V191H135ZM150 192V189H148V193ZM171 192V191H170ZM208 192V191H207ZM213 192V191H212ZM63 193V192H62ZM142 193V192H141ZM145 193V192H144ZM152 193H153V191H152ZM185 193V192H184ZM193 193V192H192ZM197 193H199L198 191H197ZM214 193H216V192H214ZM221 193V192H220ZM244 193H246V192H244ZM78 194V193H77ZM154 194H155V192H154ZM183 194V193H182ZM190 194V193H189ZM200 194V193H199ZM204 194V193H203ZM75 195H76V193H75ZM106 195V194H105ZM139 195V194H138ZM156 195V194H155ZM179 195V194H178ZM201 195H202V193H201ZM205 195V194H204ZM220 195V194H219ZM260 195V194H259ZM46 196V195H45ZM77 196V195H76ZM140 196V195H139ZM148 196H150V193H149V195ZM160 196H163V195H160ZM189 195H187V196H185V197H188ZM203 196V195H202ZM227 196V195H226ZM229 196V195H228ZM246 196V195H245ZM49 197V196H48ZM108 197H111L110 199H108ZM116 197V196H115ZM114 197V198H115ZM137 197V196H136ZM154 197V196H153ZM193 197H194V195H193ZM219 197V196H218ZM224 197V196H223ZM257 197V196H256ZM84 198V197H83ZM87 197L85 196V199H86ZM114 198H113V200H114ZM156 198V197H155ZM205 198V197H204ZM259 200H261L259 197H257ZM117 199H115V200H117ZM151 196H150V199H149V201H151ZM158 199V198H157ZM160 199V198H159ZM176 199H178V198H176ZM190 199H191V197H190ZM213 199V198H212ZM217 199V198H216ZM237 199V198H236ZM243 199V198H242ZM248 199V198H247ZM46 200V199H45ZM44 200V201H45ZM161 200H163V199H161ZM188 200V199H187ZM215 200V199H214ZM225 200V199H224ZM240 200V199H239ZM239 200L236 202V203H238L239 202ZM258 200V201H259ZM144 201V200H143ZM154 201H155V199H154ZM171 201H173V199L171 200ZM186 201V200H185ZM217 201V200H216ZM236 201V200H235ZM88 202V203H89ZM159 202V204L161 205V201L159 200L158 201ZM163 202V201H162ZM166 202V200H164V203ZM168 202V201H167ZM167 202H166V204H167ZM178 202V201H177ZM188 202V201H187ZM218 202V201H217ZM217 202H215L216 204H217ZM220 202V201H219ZM225 202V201H224ZM223 202V203H224ZM255 202V201H254ZM260 202V201H259ZM258 202V203H259ZM262 202V201H261ZM37 203V204H36ZM146 203V202H145ZM145 203H144V205H145ZM152 203V202H151ZM150 203V205L152 206V204ZM170 203V202H169ZM174 203H176V202H174ZM180 203V202H179ZM178 203V204H179ZM194 203V202H193ZM222 203V204H223ZM256 203V202H255ZM158 204V205H159ZM166 204H164V206H166ZM190 204V203H189ZM192 204V203H191ZM213 204H214V202H213ZM225 204V203H224ZM241 205H242V203H240ZM14 205V206H15ZM26 205V206H25ZM109 205V204H108ZM147 205V204H146ZM148 205H149V203H148ZM148 205H147V207H145V208H149L148 207ZM154 205H157L156 204V202H154ZM159 205V206H160ZM169 205H173V203L172 204H169ZM177 205V204H176ZM175 205V206H176ZM192 205H197V204H192ZM199 205V204H198ZM218 205V204H217ZM258 205V204H257ZM256 205V206H257ZM91 206V205H90ZM103 206H104V204H103ZM141 206V205H140ZM158 206V207H159ZM162 206H163V203H162ZM161 206V207H162ZM174 206V205H173ZM180 206V205H179ZM179 206H176V207H179ZM210 206V205H209ZM213 207H211V208H208L209 210H211V209H214V206L215 205H212ZM255 206V207H256ZM260 206V205H259ZM262 206H264V205H262ZM92 207V206H91ZM100 207V206H99ZM155 207V206H154ZM167 207V206H166ZM195 207V206H194ZM202 207V206H201ZM222 207V206H221ZM254 207V206H253ZM258 207V206H257ZM141 208H143V207H141ZM153 208V207H152ZM169 209L171 208V207H168ZM182 208V207H181ZM186 208V207H185ZM185 208H182L181 210L178 208V211H182L183 212V209H185ZM226 208V207H225ZM224 207H223V209H225ZM233 208H236V207H233ZM39 209H41V208H39ZM99 209V208H98ZM101 209H102V207H101ZM100 209V210H101ZM132 209V208H131ZM131 209H129L128 208V210L129 211H127L128 213H130L131 214V212L132 211H130ZM135 210H137L136 208H134ZM149 209H151V208H149ZM157 210H159L158 208H156ZM188 210H191L189 207L187 208ZM193 209V208H192ZM195 209V208H194ZM193 209V210H194ZM200 209V208H199ZM216 209V208H215ZM222 209V208H221ZM220 209V210H221ZM239 209V208H238ZM263 209V208H262ZM20 211V212H17V211ZM109 210V209H108ZM111 210V209H110ZM120 209H118V211H119ZM146 210V209H145ZM163 210V208L161 209V211ZM166 210H168V209H166ZM177 210V209H176ZM206 210H207V208H206ZM240 210V209H239ZM245 210V209H244ZM105 211V210H104ZM116 211V210H115ZM143 211V210H142ZM156 211V210H155ZM163 211H165V210H163ZM198 211H200V210H198ZM202 211V210H201ZM205 211V210H204ZM232 211V210H231ZM111 212V211H110ZM112 212H114L113 211V209H112ZM126 212V214H128ZM144 212V211H143ZM146 212V211H145ZM148 212V211H147ZM152 212V211H151ZM165 212H167V211H165ZM168 212H169V210H168ZM171 212H173V211H171ZM217 211H215L214 213H216ZM239 212V211H238ZM123 213V212H122ZM161 213V212H160ZM163 213V212H162ZM187 213H189V212H187ZM194 213V212H193ZM197 213V210H195V214ZM240 213V212H239ZM115 214V213H114ZM133 214H134V211H133ZM136 214V213H135ZM150 214V213H149ZM167 214V213H166ZM171 214V213H170ZM189 214H191V213H189ZM188 214V215H189ZM198 214V213H197ZM196 214V215H197ZM105 215V214H104ZM116 215V214H115ZM119 215H120V212H119ZM122 215V214H121ZM124 215V214H123ZM173 215V214H172ZM194 215V214H193ZM200 215V214H199ZM67 216H73L75 219V221H74V223L73 224H69L68 222H67V220H66V218H67ZM126 216V215H125ZM124 216V217H125ZM128 216H129V214H128ZM143 216V215H142ZM150 216V215H149ZM157 216V215H156ZM170 216V215H169ZM182 216V215H181ZM183 216H185V215H183ZM187 216V215H186ZM201 216V215H200ZM104 217V216H103ZM106 217V216H105ZM130 217L131 216H129V219H130ZM134 217V216H133ZM164 217H165V214H164ZM179 217H180V215H179ZM188 217V216H187ZM204 217V216H203ZM203 217L201 218L202 219V221H203ZM161 218H163V217H161ZM173 218V217H172ZM180 218H182V217H180ZM184 218V217H183ZM207 218V217H206ZM145 219V218H144ZM171 219V218H170ZM174 219V218H173ZM185 219V218H184ZM211 219V218H210ZM127 220V219H126ZM132 220V219H131ZM160 220V219H159ZM176 220V219H175ZM178 220V219H177ZM182 220V219H181ZM209 220V219H208ZM14 221H12L13 223H14ZM127 221H129V220H127ZM126 221V222H127ZM163 221V220H162ZM172 221V220H171ZM179 221V220H178ZM177 221V222H178ZM152 222H153V220H152ZM160 222V221H159ZM169 222V221H168ZM186 222V221H185ZM13 223H12V225H13ZM125 223V222H124ZM133 223V222H132ZM132 223H130L129 222V225L130 224H132ZM166 223V222H165ZM171 223L172 222H170V225H171ZM134 224V223H133ZM149 224V223H148ZM153 224V223H152ZM161 224V223H160ZM173 224H175L176 225V222H174ZM172 224V225H173ZM8 225V224H7ZM6 225V226H7ZM99 225V226H98ZM112 225V224H111ZM110 225V226H111ZM116 225V224H115ZM123 225V224H122ZM126 225V224H125ZM144 225H146V224H144ZM169 225V226H170ZM175 225H173V226H175ZM181 225V224H180ZM109 226V227H110ZM119 226V225H118ZM126 226H128V225H126ZM182 226V225H181ZM180 226V227H181ZM109 227H107V228H109ZM113 227V226H112ZM120 227V226H119ZM125 227V226H124ZM124 227H123V229H124ZM131 227V226H130ZM133 227V226H132ZM166 227V226H165ZM196 227V226H195ZM198 227V226H197ZM111 228V227H110ZM120 228H122V227H120ZM127 228V227H126ZM164 228V227H163ZM167 228V227H166ZM169 228H171V226L169 227ZM174 228V227H173ZM183 228V227H182ZM155 229V228H154ZM198 229V228H197ZM196 229V230H197ZM3 230H5L6 231V228L5 229H3ZM99 230V229H98ZM98 230H96V231H98ZM102 230V229H101ZM104 230H108V229H104ZM103 230V232L102 233H104V232H106V231H104ZM126 230V229H125ZM129 230H131L130 228H129ZM150 230V229H149ZM170 230V229H169ZM168 230V231H169ZM181 230V229H180ZM184 230H186V228H184ZM195 230V231H196ZM214 230V229H213ZM59 231H62L65 235H66V242H67V244H68V247L70 248V250H72L71 252V254H72V256L74 255L75 256V258L74 259H69V258H66V257H64V253L66 254V249H68V248H65V246L64 245H62L61 243H60V241H58V242H56V243H53V242H50L48 239H50L49 238V236L47 235V234H50V233H56V232H59ZM126 231H128V230H126ZM132 231V230H131ZM140 231V230H139ZM142 231V230H141ZM147 231H148V229H147ZM146 231V232H147ZM164 231H166V229L164 230ZM167 231V232H168ZM187 231V230H186ZM7 232V231H6ZM99 232V231H98ZM116 232V231H115ZM174 232V231H173ZM177 232V231H176ZM214 232V231H213ZM110 233V232H109ZM108 233V234H109ZM130 233V232H129ZM165 233V232H164ZM2 234H3V232H2ZM6 234V233H5ZM111 234V233H110ZM126 234V233H125ZM131 234V233H130ZM148 234V233H147ZM177 234H179V233H177ZM212 234V233H211ZM51 235V234H50ZM58 235H59V233H58ZM99 235V234H98ZM143 235V234H142ZM150 235V234H149ZM155 235H158V233L157 234H155ZM237 235V234H236ZM57 236V235H56ZM103 236V235H102ZM131 236V235H130ZM179 236H180V234H179ZM218 236V235H217ZM220 236V235H219ZM234 236V235H233ZM237 236H239V238H240V235H237ZM13 237H18V239L16 240V241H13L12 239H13ZM53 236H51V238H52ZM94 237V236H93ZM142 237V236H141ZM147 237V236H146ZM202 237V236H201ZM213 237V236H212ZM246 236H244V238H245ZM184 238V237H183ZM189 238H191V237H189ZM194 238V237H193ZM214 238V237H213ZM216 238V237H215ZM60 239H62V237L60 238ZM64 239V238H63ZM120 239V238H119ZM138 239V238H137ZM192 239V238H191ZM212 239V238H211ZM217 239V238H216ZM233 239H235V238H233ZM246 239H248V238H246ZM251 239V238H250ZM53 240V239H52ZM51 240V241H52ZM112 240V239H111ZM124 240V239H123ZM186 240V239H185ZM188 240V239H187ZM218 240H220V237H219V239ZM256 240V239H255ZM56 241H57V238H56ZM88 241V240H87ZM171 241H172V239H171ZM191 241V240H190ZM237 241V240H236ZM239 241V240H238ZM237 241V242H238ZM241 241H242V239H241ZM54 242H55V240H54ZM62 242V241H61ZM115 242V241H114ZM175 242H177V239L175 240ZM175 242H173L174 244H175ZM182 242H183V240H182ZM246 242V241H245ZM65 243V242H64ZM105 243V242H104ZM109 243V242H108ZM125 243V242H124ZM210 243V242H209ZM234 243H236V242H234ZM243 243V242H242ZM247 243H251V242H247ZM238 244V243H237ZM244 244V243H243ZM133 245H135L134 243H133ZM235 245V244H234ZM126 246V245H125ZM212 246V245H211ZM237 246V245H236ZM241 246H242V244H241ZM240 246V247H241ZM244 246V245H243ZM251 246H253V245H251ZM258 246V245H257ZM206 247V246H205ZM209 247H210V245H209ZM213 247V246H212ZM232 247V246H231ZM128 248V247H127ZM171 248V247H170ZM177 248V247H176ZM255 248V247H254ZM167 249V248H166ZM173 249H175V248H173ZM212 249V248H211ZM256 250H258V249H256ZM130 251V250H129ZM168 251L169 250H167V253H168ZM182 251V250H181ZM185 251V250H184ZM215 251H216V249H215ZM137 252V251H136ZM155 252V251H154ZM160 252V251H159ZM162 252V251H161ZM210 252V251H209ZM212 252V251H211ZM214 252V251H213ZM67 253H69V251H67ZM169 253H170V251H169ZM172 253V252H171ZM208 253V252H207ZM254 253V252H253ZM70 254V253H69ZM128 254V253H127ZM176 254H177V252H176ZM67 256H68V254H66ZM151 255V254H150ZM132 256V255H131ZM176 256V255H175ZM175 256L173 257V258H175ZM128 257H130V256H128ZM149 257V256H148ZM165 257V256H164ZM163 256H156V259L157 258H159L160 260H164L165 258H164ZM167 257V256H166ZM169 257V256H168ZM238 257H240V256H238ZM64 258H66V259H68V260H65ZM131 258V257H130ZM154 258V257H153ZM171 258V257H170ZM137 259V258H136ZM135 259V260H136ZM138 259H139V257H138ZM167 259V258H166ZM227 259V258H226ZM229 259V258H228ZM131 260V259H130ZM147 260V259H146ZM255 260H257L256 258H255ZM183 261V262H182ZM191 261H192V258L191 257H187V258H184V257H182V256H178L177 255V257L175 258V259H173V260H171L170 261V263L169 264H190L191 263ZM200 261H201V259H200ZM228 261V260H227ZM226 260L224 261V262H227ZM150 262V261H149ZM162 262V261H161ZM168 262V261H167ZM232 262V261H231ZM238 262V261H237ZM151 263V262H150ZM156 263H158L157 261H156ZM160 263V262H159ZM158 263V264H159ZM202 263V262H201ZM200 263V264H201ZM240 263V262H239ZM249 263V262H248ZM253 263V262H252ZM130 264H132L131 263V261H130ZM137 264V263H136ZM145 264V263H144ZM220 264H221V262H220ZM224 264V263H223ZM238 264V263H237Z\"/></svg>", "mask_w": 264, "mask_h": 264}]
</instances>
